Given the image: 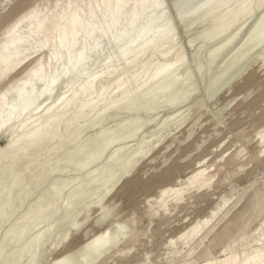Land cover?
Wrapping results in <instances>:
<instances>
[{"label":"bare ground","instance_id":"bare-ground-1","mask_svg":"<svg viewBox=\"0 0 264 264\" xmlns=\"http://www.w3.org/2000/svg\"><path fill=\"white\" fill-rule=\"evenodd\" d=\"M6 1V0H5ZM162 1H165V0H39V1H35V2H32V3H30L29 5H27V6H25V7H23V8H20L18 11H15L16 10V8L14 9V8H12L10 11L11 12H14L13 13V15L8 19V21H7V23H6V25H5V27H4V29L2 30V32H0V85L2 84V86H0V138H5V141H4V143H2L1 145H0V155L1 156H4V158H10V157H15V154L19 151V150H23V149H25L26 151H27V148H29V150H31L30 148L31 147H33L34 148V146H40L41 147V145L39 144V142H43V140L44 139H48L49 137H54V135L53 134H55V132H54V125H56L57 123H59V122H61L62 121V118H64L63 117V115L65 114V112H66V110H67V108L70 106V105H73V104H76V105H73V106H75L76 108V110L73 112V115H72V120L74 119V118H77V117H83V115L85 116V115H87L89 112H91L93 109H94V107L96 106V105H98V104H100L101 102H103L104 101V99H105V95H106V93H107V90L111 87H113V89L115 90V94H114V98H112V99H108L107 100V102L102 106V110L101 111H105V110H107V109H109L110 108V110L112 109L111 107H115L114 109H116V108H119V106L120 107H122V105L123 104H129V103H132V102H130V98L131 97H133L134 96V98L135 97H138V95H131V93L132 92H140L141 93V91L142 92H144V90L146 89V88H148L150 85H152L153 83H155V82H158V80H160L161 78L163 79V77H165V76H167V75H169L170 73L172 74V72H174V71H172L175 67H177V65H179L180 63H181V61H182V58H183V51L182 50H178V51H174V52H172V46H173V44H174V37L176 36V33H173L174 32V30L172 31V29H173V27L171 28V25H172V22L170 23L169 22V17L168 16H170V12L168 13L169 15L168 16H165V12H168L167 11V9H165V8H163L162 7V3H165V2H162ZM195 1V0H194ZM199 1V0H198ZM233 1H236V0H204V1H202V3L200 2V4L199 5H197V6H195V7H192L191 9H188V10H185L186 8H188V6L189 5H192L191 4V2H192V0H182V1H179V0H176V1H174V4H173V8H175V11H176V13H177V18L180 20V22H182V21H184L185 19L187 20V18L188 17H191V16H193L195 13H197L198 11H201V10H203L204 8H206V7H208L209 6V8H208V10L205 12V15L204 14H202L201 16L202 17H206V16H208L209 17V15H211V17H212V14H215V12H217V11H219V10H221L222 11V13H221V15H220V17L221 18H223V17H230L231 19H230V21L227 23H224V21H219L218 22V18H214L213 20H212V22H211V24H210V29L209 30H207L203 35H202V38H203V41L205 40H212V39H217L218 37H219V35H221V33H224L223 31H225L226 30V28L229 26L230 27V24L233 22V21H235L236 20V17L238 16V14H239V12H233V7L236 5H234L233 7H231L232 9L230 10V9H227L225 6L228 4V3H231V2H233ZM244 1H249V0H244ZM9 2V1H8ZM197 2V1H196ZM255 2V1H254ZM2 3L4 4V2L2 1ZM173 3V2H172ZM2 4V5H3ZM243 4H245V3H243ZM255 4V3H254ZM264 4V0H259V2H258V5H263ZM1 5V6H2ZM165 5H166V3H165ZM194 5H195V2H194ZM193 5V6H194ZM249 5H251V3L249 4ZM240 8V7H239ZM259 8H261V7H259ZM253 9V8H252ZM251 9V10H252ZM258 9V8H257ZM163 10H166L165 12L163 11ZM245 10V9H244ZM243 9H242V11H240V13L241 12H243L244 11ZM251 10L249 9V10H247L246 11V14H250L251 13ZM256 12H258V11H256ZM260 12V11H259ZM262 12H263V10H262ZM165 13V14H164ZM256 14V13H255ZM259 14V13H258ZM215 16V15H214ZM260 16H261V19L264 17V13L263 14H260ZM168 17V18H167ZM216 17V16H215ZM219 17V16H218ZM219 17V18H220ZM256 17V16H255ZM254 17V18H255ZM258 17V16H257ZM256 17V18H257ZM170 19H172L171 17H170ZM226 19V18H225ZM224 19V20H225ZM260 21V23H264V22H261V19L260 18H258ZM172 20H174V19H172ZM204 20V19H203ZM219 20H221V19H219ZM226 20H228V19H226ZM250 20H252L251 18H250ZM249 20V21H250ZM171 21V20H170ZM249 21H248V23H249ZM253 21V20H252ZM254 21H256V20H254ZM254 21L252 22L253 24H255L254 23ZM258 21V20H257ZM190 22H191V20H190ZM189 21H187V24H189L190 23ZM246 23H247V20H246ZM245 23V24H246ZM182 24H185L186 25V23H183L182 22ZM198 24V23H197ZM257 24V23H256ZM174 25V24H173ZM259 25V24H258ZM258 25H256L257 27H258ZM264 25V24H263ZM242 26V25H241ZM240 26V27H241ZM244 26V25H243ZM242 26V27H243ZM255 26V27H256ZM175 27V26H174ZM239 27V26H238ZM246 27V26H245ZM254 26H253V29L252 30H254V29H256ZM261 27V26H260ZM202 28V27H201ZM236 28V27H235ZM262 28V27H261ZM261 28L260 29H258V30H260L261 31ZM175 29V28H174ZM240 29H242V28H240ZM245 29V28H244ZM248 29V28H247ZM237 30V29H236ZM251 30V29H250ZM249 30V31H250ZM251 30V31H252ZM176 31V30H175ZM239 31V33H240V30H238ZM237 31V32H238ZM244 31V30H243ZM242 31V32H243ZM248 31V30H247ZM260 31H255V32H260ZM176 32H178V31H176ZM184 32H185V30H184ZM187 32H189V31H187ZM186 32V33H187ZM254 32V31H253ZM229 33V32H228ZM244 33H245V31L243 32V36H244ZM249 33H251V32H249ZM174 34H175V36H174ZM195 34H197V33H195ZM195 34H193V35H195ZM231 34V33H230ZM229 35V34H228ZM238 35V34H237ZM236 35V36H237ZM239 35H241V34H239ZM245 36H246V34H245ZM249 36H250V34H249ZM252 36H254L255 37V35H253V33H252ZM194 37V36H193ZM240 37V36H239ZM242 37V36H241ZM248 37V36H247ZM246 37V38H247ZM258 37H259V40L257 39H253V37H252V42H253V40H256V41H254L253 42V44H250V45H252L253 46V48H254V46H256L257 47V45H259L260 44V42H261V40L262 39H264V29H263V31L259 34L258 33ZM176 38V37H175ZM226 38V37H225ZM249 38V37H248ZM251 38V37H250ZM191 39V38H190ZM235 40V34L233 35V36H231V37H229V39H227V40H225L222 44H220L218 47H216V45H215V47H214V49H212V52H211V59H213L215 56H217L216 55V53L219 51L220 52V49H221V51H222V48L223 49H225V46L226 47H228L231 43L230 42H232V40ZM241 39V38H240ZM237 40H239V38L237 39ZM237 40H235V44H236V41ZM243 40H245V39H243ZM222 41H223V39H222ZM246 41H247V39H246ZM250 41H251V39H250ZM262 41H264V40H262ZM176 42H179V41H177V39H176ZM175 42V43H176ZM183 42V41H182ZM192 40H188V44L190 45V44H192ZM219 42V41H218ZM251 42V43H252ZM221 43V42H220ZM243 43V42H242ZM241 43V44H242ZM103 44H110L111 45V47H113L114 49H115V51L112 53V55L111 54H109L110 56H108V57H106V59H105V62H104V60H103V62L105 63V65H103L102 64V66H104L103 68H105V70L102 72V69L100 70L101 71V73L99 72V73H93V74H90V75H88V76H86V77H83L84 78V80L82 81V82H78L79 84L76 86V84H75V86L76 87H74V86H71L70 84V86L71 87H74V88H70V87H67V89H71L70 91H66L67 93H69V94H66V92H62V94L61 95H59V93L56 91V90H58L57 88H60V87H58L59 86V84L60 83H62V81L64 82V80H70L72 77H74L75 75H77V76H83V73L88 69L87 67L89 66V65H91V63H92V61H93V59H95V58H97L98 57V55H99V53L101 52V49L103 50V48H102V45ZM181 44V43H180ZM187 44V45H188ZM217 44V43H216ZM241 44L239 45L240 46V51H243V52H248V50L250 51V50H252V49H248V50H246V51H244V48H243V50H242V46H241ZM248 44H249V41H248ZM165 45H167L166 46V48H164V46ZM182 45V44H181ZM195 45H197V44H195ZM233 45V44H232ZM246 45H247V43H246ZM245 45V46H246ZM249 45V46H250ZM177 46V45H176ZM248 46V45H247ZM248 46V47H249ZM252 46H250L251 48H252ZM103 47H104V50H105V47L106 46H104L103 45ZM178 48L180 47L179 45L177 46ZM211 46H209L208 48H210ZM232 46H230V48H231ZM244 47V46H243ZM249 47V48H250ZM255 47V48H256ZM174 48H175V46H174ZM180 48H183V47H180ZM213 48V47H212ZM229 48V47H228ZM235 48V47H234ZM233 48V49H234ZM239 48V47H238ZM246 49H247V47H245ZM255 48L253 49V51L255 50ZM113 49V50H114ZM177 49V48H176ZM232 49V48H231ZM208 50V49H207ZM210 50V49H209ZM227 50V49H226ZM229 50V49H228ZM238 50V49H237ZM257 51V50H256ZM255 51V52H256ZM210 52V51H209ZM235 54L237 53V52H239V51H233ZM231 53L232 55L234 54V53ZM101 53H103V52H101ZM111 53V52H110ZM158 53V55L161 57V61H158V63H156V64H152V57L155 55V54H157ZM226 53H228L229 54V51H227ZM250 53V52H249ZM252 53V52H251ZM254 53V52H253ZM241 54V53H240ZM148 56L149 57V60H146L145 62H144V59H142L143 61H138V59L139 58H142L143 56ZM188 55V54H187ZM222 55H224V54H222ZM221 55V56H222ZM230 55V54H229ZM231 55V56H232ZM239 55V54H238ZM237 55V56H238ZM241 55H243V54H241ZM255 55V54H254ZM234 56V55H233ZM236 56V55H235ZM234 56V57H235ZM237 56H236V58H237ZM240 56V55H239ZM244 56H248L247 55V53H246V55H243L242 57L244 58ZM185 57H186V55H185ZM224 57V56H223ZM229 58H230V56H228ZM227 57V59H229ZM260 58L261 59V63H262V65H264V43L262 44V45H260L259 47H258V52H257V56L256 57H253V56H249L247 59H244V61L241 59V57H240V59H237L236 60V58L234 59L235 61V63L234 64H231V65H235V64H237L235 67H233L232 68V66H229V67H231V68H225V69H221L220 70V73H216L215 75H214V73H213V75L211 74V73H209V74H211V75H209V76H207L206 78H204L202 81H203V83L205 84V86H206V90L204 91V99L206 98L207 100H212L213 98H215L217 95H219L225 88H228L229 87V89H233L234 87V84H236V83H238V80L245 74V72L248 70V67H249V59L251 58V60L252 59H254V58ZM145 58V57H144ZM191 58H192V55H191ZM226 58V57H225ZM185 59V58H184ZM198 59V58H197ZM211 59H208V60H210V61H212ZM219 59H221V58H219ZM224 59V58H223ZM233 59H232V62H231V58L229 59V60H225L224 61V64H225V62L227 61V63H229V62H231V63H233ZM114 60H117V61H119L117 64V66H119V63H124V67H126V68H128V67H130V66H134V65H137V67H138V69H137V73L136 74H134V75H132L131 74V76H129V77H125L124 79H121L120 78V75L121 74H115V75H113L111 78L109 77L110 75H112L113 73H115L114 71V69H110L109 67L111 66V62L112 63H114V64H116L115 62H114ZM120 60H122V62H120ZM193 60V59H192ZM240 60H242V62H240ZM185 61V60H184ZM194 61V60H193ZM102 62V63H103ZM206 62V61H205ZM194 63V62H193ZM210 63V62H209ZM222 63V62H221ZM221 63H220V65H221ZM182 64V63H181ZM186 64V63H185ZM185 64H183V65H185ZM192 64V63H191ZM198 64V63H197ZM201 64V63H200ZM203 64V63H202ZM217 64V63H216ZM223 64V63H222ZM223 64V65H224ZM113 65V64H112ZM183 65H182V67H183ZM187 65V64H186ZM193 65V64H192ZM191 65V66H192ZM209 65V64H208ZM208 65H206V67L208 66ZM228 65V64H227ZM230 65V64H229ZM116 66V67H117ZM190 66V65H189ZM201 66H204V65H201ZM219 66V65H218ZM217 66V67H218ZM123 67V68H124ZM151 67V70H149L148 71V69ZM186 67H188V65L186 66ZM186 67H184V72L187 74V71H189V70H186ZM194 67V66H193ZM205 67V66H204ZM204 67H202V68H204ZM206 67H205V69H206ZM215 67V66H214ZM214 67L212 68V69H214ZM224 67V66H223ZM112 68V67H111ZM180 68V67H179ZM188 68H190V67H188ZM195 68V67H194ZM201 68V67H200ZM199 68V69H200ZM210 68V67H209ZM219 68H220V66H219ZM125 69V68H124ZM191 69V68H190ZM199 69H197V70H195V71H197L198 72V70ZM211 69V68H210ZM211 69V70H212ZM260 69V68H259ZM117 70H119V69H117ZM174 70H176V71H179V72H182V71H180L179 69L177 70V69H174ZM181 70H183V69H181ZM120 71V70H119ZM128 71V70H127ZM175 71V72H176ZM194 71V72H195ZM200 71V70H199ZM202 71H203V69H202ZM259 71V70H258ZM122 72V71H121ZM120 72V73H121ZM179 72L177 73V74H179ZM204 72H205V70H204ZM263 72V71H262ZM19 74V75H21V77H19V78H15L14 80H11V81H6V79L7 78H9L10 76H12V75H14V74ZM123 73H124V71H123ZM185 73H182L183 74V76H184V74ZM200 73H201V71H200ZM200 73H199V75H198V73H197V75L198 76H201L200 75ZM207 73H208V70H207ZM264 73V72H263ZM102 74H104L105 76H108V80H105V81H102L103 79H102V76H104V75H102ZM127 75H128V73H126ZM170 74V75H171ZM181 74V73H180ZM191 74H192V72H191ZM191 74H189L188 73V75H191ZM260 74H262V73H260ZM102 75V76H101ZM127 75H125V76H127ZM174 75V74H173ZM195 75V74H194ZM203 75H205V74H203ZM123 76V75H122ZM179 76V75H178ZM181 76V75H180ZM179 76V77H180ZM183 76H181L182 78H183ZM186 76V75H185ZM178 77V78H179ZM188 77H191L190 79H192V78H194V77H192V76H186L185 77V79L186 78H188ZM142 78H144L142 81H140L139 83H137L140 79H142ZM200 78V77H199ZM164 79H166V77L164 78ZM163 79V83H164V80ZM185 79H177V77L176 78H174V76L173 77H169V80H168V82H167V84L166 83H164L165 85L159 90V92H157V93H164L165 95L167 94V92H166V90L168 91V89L170 88V86L172 85H174V83L177 81V83H178V81H183V80H185ZM189 79V78H188ZM190 79H189V82H190ZM194 80H195V78H194ZM80 81V80H79ZM180 81V83L181 84H183V87L187 84L188 85V83H186V82H184L185 83V85H184V83L183 82H181ZM186 81V80H185ZM193 81V80H192ZM191 81V82H192ZM197 81H198V79H197ZM98 82V88L96 89L95 87H96V83ZM187 82H188V80H187ZM263 82V81H262ZM66 83V82H65ZM65 83H63V85L65 84ZM68 83V82H67ZM71 83V82H70ZM176 83V84H177ZM194 83V82H193ZM193 83H190L191 85H193ZM196 83V82H195ZM129 84H135V86L134 87H132V89H129L128 88V86L127 85ZM202 84V83H201ZM256 84V83H255ZM154 85H158V84H154ZM160 85H161V83H160ZM180 84L178 83V86H179ZM187 85H186V87H187ZM203 85V84H202ZM60 86H62V84H60ZM68 86V85H67ZM177 86V85H176ZM175 86V87H176ZM189 86V85H188ZM194 86V85H193ZM57 87V88H56ZM152 87H153V89H155L154 88V86L152 85ZM183 87L181 86V89H183ZM185 87V88H186ZM190 87V86H189ZM192 87V86H191ZM190 87V88H191ZM195 87H196V85H195ZM199 87V86H198ZM56 88V89H55ZM63 88V87H62ZM151 88V87H150ZM178 88V87H177ZM180 88V87H179ZM179 88L177 89L178 91H179ZM190 88H186V90L188 89H190ZM249 88H251V87H249ZM61 89V88H60ZM96 89V90H95ZM153 89H151V90H153ZM159 89V88H158ZM171 89H172V87H171ZM170 89V91H172L173 89H176V88H174V86H173V89L171 90ZM180 89V90H181ZM197 89V88H196ZM55 90V91H54ZM113 90V91H114ZM185 89H183V91H184ZM191 90V89H190ZM203 90V89H202ZM61 91V90H60ZM63 91H65L64 89H63ZM146 91V90H145ZM148 91V90H147ZM170 91H169V93H170ZM196 91V90H195ZM200 91V90H199ZM229 91V90H228ZM53 92H57L58 93V97L55 99V100H52L51 102H50V98H52V95H53ZM173 92H174V90H173ZM181 92H182V90H181ZM186 92V91H185ZM185 92H183V95L185 96H187L191 91H189L188 93H185ZM192 92H193V87H192ZM198 92V91H197ZM264 92V91H263ZM152 93V92H151ZM151 93H149V95L151 94ZM168 93V94H169ZM176 93V92H175ZM175 93H173L172 95H174ZM178 93V92H177ZM249 93H251V91L249 92ZM55 94V93H54ZM153 94V93H152ZM152 94L150 95V96H152ZM194 94V93H193ZM229 94V93H228ZM141 95H143V94H141ZM140 95V96H141ZM155 95H157V94H155ZM159 95V94H158ZM162 95V94H161ZM171 95V94H170ZM169 95V96H170ZM177 95H182V94H180V91H179V93L177 94ZM197 95V94H196ZM227 95V94H226ZM56 96V95H55ZM139 96V97H140ZM144 96V95H143ZM163 96V95H162ZM168 96V95H167ZM186 96H185V98H186ZM233 96V95H232ZM242 96H243V94H242ZM138 97V98H139ZM148 97V96H147ZM159 98L161 97L160 95L158 96ZM164 98H165V96H163ZM163 97L162 98H160V100H163ZM172 96H170L169 98H170V101H171V103H172V101L174 102V100L176 101V98H174L173 97V99L171 98ZM175 97H178L179 98V96H176L175 95ZM181 97V96H180ZM191 97V96H190ZM227 97V96H226ZM235 97V96H234ZM237 97V96H236ZM142 98V97H141ZM151 98V97H150ZM153 98H154V96H153ZM153 98H152V100H153ZM168 98V97H167ZM182 98V97H181ZM184 98V97H183ZM187 98H189V95H188V97ZM187 98H186V100H187ZM238 98H239V96H238ZM237 98V99H238ZM241 98V97H240ZM132 100H133V98H131ZM144 99H146L145 97H144ZM190 99V98H189ZM200 99V98H199ZM206 99H205V101H206ZM246 99V98H245ZM49 100V102L47 103V101ZM131 100V101H132ZM137 100V99H136ZM139 101H142L141 99H138ZM165 100H166V98H165ZM169 99H167L166 101H168ZM178 100V99H177ZM181 100V99H180ZM182 100H185V99H182ZM202 100V99H201ZM200 100V102L198 103V104H200L202 101ZM228 100V99H227ZM233 100V99H232ZM134 101V100H133ZM144 101V100H143ZM148 101H149V98H148ZM147 100L145 101V102H147L148 103V105L147 104H144L143 105V103H142V105L143 106H145V105H147V106H151V105H149V102H148ZM157 101H159L158 99H157ZM179 101V100H178ZM178 101H176V102H178ZM198 101V100H197ZM204 101V102H205ZM127 102H129V103H127ZM136 102V101H135ZM153 102V101H152ZM182 102V101H181ZM188 102V101H187ZM225 102V101H224ZM232 102V101H231ZM234 102V101H233ZM248 102V101H247ZM252 103H253V101H251ZM256 102H258V100H256ZM255 102V103H256ZM137 103V102H136ZM135 103V104H136ZM141 103V102H140ZM140 103H139V105H140ZM155 103H156V101H155ZM155 103L154 104H152V105H154L155 106ZM159 103H162V102H160L159 101ZM159 103L157 104L158 106H159ZM164 104H165V106L166 105H168V104H170L169 103V101L167 102V104H166V102H163ZM217 103H218V101H217ZM222 103V102H221ZM226 103V102H225ZM260 103V102H259ZM135 104H133L134 106H135ZM164 104L162 105L161 104V106H163V107H165L164 106ZM173 104V103H172ZM174 104H175V102H174ZM173 104V106H175ZM181 104V103H180ZM186 104V103H185ZM214 104V103H213ZM227 104V103H226ZM228 104H229V102H228ZM238 104V103H237ZM250 104V103H249ZM254 104V103H253ZM126 105V106H127ZM137 105H138V103H137ZM141 105V106H142ZM156 105V106H157ZM179 105V104H178ZM183 105V104H182ZM181 105V106H182ZM201 105H203V104H201ZM221 105V104H220ZM244 105V104H243ZM248 105V104H247ZM259 105V104H258ZM117 106V107H116ZM147 106H145V107H147ZM155 106V107H156ZM160 106V107H161ZM169 107H170V105H168ZM191 106H193V104L191 105ZM213 106V105H212ZM216 106V105H215ZM214 106V107H215ZM223 106V105H222ZM224 106H226V105H224ZM236 106V105H235ZM246 106V105H245ZM256 105H254V107H255ZM99 107V106H98ZM97 107V108H98ZM123 107H124V105H123ZM128 107H130V106H128ZM135 107H137V106H135ZM155 107H150V108H153V110H157L158 108H155ZM159 107V111H162L163 112V110H161V108ZM172 107V106H171ZM179 107V106H178ZM199 107V106H198ZM254 107H252V108H254ZM72 108V107H71ZM142 108V107H141ZM140 108V109H141ZM168 108V107H167ZM175 108H177V107H175ZM189 108V107H188ZM191 108V107H190ZM202 108H204V106L203 107H201V110H202ZM206 108V107H205ZM221 108V107H220ZM233 108V107H232ZM243 108V107H242ZM136 109H138V107L136 108ZM144 109V108H143ZM163 109V108H162ZM166 109V108H165ZM171 109H173V108H171ZM170 109V110H171ZM178 109V108H177ZM208 109H210V108H208ZM218 109V108H217ZM224 109H226V108H224ZM233 109H235V107L233 108ZM69 110V109H68ZM74 110V109H73ZM73 110H71V111H73ZM128 110V109H127ZM125 111L126 113L129 111ZM133 110V109H132ZM169 110V109H168ZM167 110V111H168ZM169 110V111H170ZM174 110V109H173ZM185 110H187V108H185ZM185 110H182V111H185ZM219 110V109H218ZM223 110V109H222ZM95 111H97V109L95 110ZM112 111V110H111ZM115 111V110H114ZM113 111V113H115ZM117 111V110H116ZM118 111H120V110H118ZM122 111V110H121ZM124 111V110H123ZM122 111V112H123ZM141 111V110H140ZM139 111V112H140ZM144 111V110H143ZM142 111V112H143ZM158 111V110H157ZM188 111V110H187ZM189 111H190V109H189ZM207 111V110H206ZM211 110H209V112H210ZM228 111H230V109L228 110ZM227 111V112H228ZM235 111H237V110H235ZM122 112H120V113H122ZM131 112V111H130ZM130 112H128V113H130ZM151 112H152V110L150 109V113L148 114V115H150V116H152L151 115ZM180 112H181V110H180ZM208 112V113H209ZM223 112V111H222ZM234 112V111H233ZM92 113V112H91ZM97 113V112H96ZM95 113V114H96ZM100 113V112H99ZM124 113V112H123ZM122 113V114H123ZM127 113V114H128ZM133 113H135V111L133 112L132 111V114ZM137 113V112H136ZM146 113H148L147 111H146ZM157 113V112H156ZM160 113V112H159ZM166 113V112H165ZM186 113V112H185ZM188 113V112H187ZM191 113V112H190ZM198 113V112H197ZM206 112H204V114H205ZM218 113V112H217ZM224 113V112H223ZM69 114V113H68ZM105 114H106V112H105ZM105 114H102L103 116L105 115ZM119 114V113H118ZM143 115L145 114V113H142ZM175 114H177L178 115V112L177 113H174V114H172V115H175ZM182 114V113H181ZM180 113H179V115L178 116H180L181 115ZM211 114V113H210ZM226 114V113H225ZM231 114H232V112H231ZM89 115V114H88ZM88 115H87V117H88ZM111 115V114H110ZM113 115V114H112ZM129 115H131V114H129ZM139 115H140V113H139ZM155 115V114H154ZM159 116H160V114H158ZM157 115V118H159V116ZM171 115V117H173ZM176 115V116H177ZM189 115V114H188ZM217 115H219V114H217ZM228 115H229V112H228ZM237 115V116H236ZM235 116L236 117H232V119H230L228 122H225V124H222L220 121L222 120H220V121H217V122H219L218 124H222V125H219L218 126V129L222 132V134L224 135V136H227L228 134H230V135H234V136H237V134H242V132L245 130V129H247V128H249L250 127V125H251V122H250V117L253 115V111H250V109H248V108H244V109H241L240 110V112H238L237 114H236ZM93 116V115H92ZM96 116V115H95ZM94 116V117H95ZM99 116H101V115H99ZM103 116H101L100 118H102ZM115 116H116V113H115ZM114 116V117H115ZM118 116V115H117ZM125 116V115H124ZM167 116V115H166ZM176 116H175V118H176ZM182 116H184V114L182 115ZM197 116V115H196ZM200 116H202V115H200ZM94 117H93V119H94ZM109 117V116H108ZM126 117V116H125ZM125 117H123V118H125ZM132 117V116H131ZM136 117H138L139 118V116H137L136 115ZM141 117V116H140ZM162 117V116H161ZM169 117V115L166 117V118H168ZM187 117V116H186ZM203 117V116H202ZM201 117V118H202ZM212 117H213V115H212ZM211 117V118H212ZM214 117H215V115H214ZM213 117V119H216V118H214ZM217 117V116H216ZM221 117V116H220ZM230 117V116H229ZM42 118V120L41 121H39L40 119ZM88 118H90V117H88ZM96 118H98V117H96ZM105 118H106V116L104 117V121H105ZM111 118V117H110ZM110 118H108V119H110ZM112 118H113V116H112ZM120 118V117H119ZM122 118V117H121ZM122 118V119H123ZM130 118V117H129ZM135 117H134V114H133V119H134ZM138 118H137V120H138ZM157 118H155V116L153 117V119H157ZM166 118L164 119V118H162V119H164L165 120V122L166 121H168V119L166 120ZM197 118V117H196ZM210 118V119H211ZM218 118H219V116H218ZM224 118H225V116H224ZM223 118V119H224ZM255 118H257V117H255ZM254 118V119H255ZM78 119V118H77ZM103 119V118H102ZM101 119V120H102ZM107 119V118H106ZM115 119H117V118H115ZM114 119V120H115ZM127 120H129L128 118H126ZM122 120L123 122L124 121H127V120ZM133 119H132V121H133ZM140 119H142V117L140 118ZM150 119V118H149ZM152 119V120H153ZM173 119H174V117H173ZM177 119H181L180 117L179 118H177ZM184 119V118H183ZM182 119V120H183ZM186 119V118H185ZM184 119V120H185ZM192 119V118H191ZM199 119V118H198ZM198 119H196V120H198ZM209 119V120H210ZM85 120V119H84ZM98 120V119H97ZM96 120V121H97ZM100 120V119H99ZM101 120H100V122H101ZM111 120V119H110ZM119 120V119H118ZM130 120H131V118H130ZM143 120V119H142ZM141 120V121H142ZM147 120V119H146ZM145 120V121H146ZM151 120V119H150ZM150 120H147L146 121V123L144 122V123H142L143 125H139V124H137V126L136 125H134V124H136L134 121H136V120H134L132 123H134V124H132V125H129L130 124V121H129V123H128V121L127 122H125L126 124V127H130V126H132L133 127V125H134V128H136V127H138V125L139 126H142V127H138V128H140V129H138V128H136V129H134V128H132V130H133V132H132V130L130 131L129 129H131V128H127L130 132H132V133H129L130 135H133V133H137L138 134V132H140V131H138V130H141L142 128H145L146 126H144V125H150L151 123H148V121H150ZM152 120L150 121V122H152ZM158 120V119H157ZM170 120H172V119H170ZM169 120V121H170ZM181 120V121H182ZM190 120V119H189ZM208 120V121H209ZM224 120H226V119H224ZM224 120H222V121H224ZM39 121V122H38ZM67 121V120H66ZM94 121V120H93ZM93 121L92 122H90L91 124L93 123ZM102 122V123H100V124H102V125H104L105 124V122ZM140 121V120H139ZM139 121H137V122H139ZM141 121L139 122L140 124H141ZM144 121V120H143ZM142 121V122H143ZM156 121V120H155ZM155 121H154V123H155ZM174 121V123L176 122L175 121V119L173 120ZM211 121V120H210ZM120 122H121V120H120ZM122 122V123H123ZM171 122V121H170ZM170 122H168V123H170ZM192 122H194V121H192ZM198 122V121H197ZM197 122H195L194 124H196ZM207 122V121H206ZM205 122V123H206ZM252 122H253V120H252ZM78 123V122H77ZM80 123V122H79ZM87 123V122H86ZM86 123L84 124V122H83V124H84V126L83 127H79V126H77L78 128H82L83 130L85 129L84 127L86 126ZM90 123H88V124H90ZM97 123H98V121H97ZM98 123V124H99ZM107 123V122H106ZM117 123V122H116ZM118 123H119V121H118ZM160 123V122H159ZM161 123H163V122H161ZM167 122H166V125L168 124ZM178 123H180V121L179 122H177L176 124H178ZM182 123V122H181ZM181 123L178 125V126H180L181 125ZM204 123V124H205ZM207 123H209V122H207ZM207 123H206V125H207ZM91 124H90V126H91ZM96 124V123H95ZM94 124V125H95ZM127 124H128V126H127ZM156 124V123H155ZM158 124V123H157ZM170 124H173V122H171ZM170 124H168V125H170ZM186 124V123H185ZM184 124V125H185ZM203 124V125H204ZM59 125V124H58ZM61 125V124H60ZM65 125H67L68 126V124H65ZM76 125H78V124H76ZM80 125V124H79ZM93 125V126H94ZM109 125H111V124H109ZM113 125V124H112ZM114 125H115V123H114ZM113 125V127H115L116 129H118L119 127H116V126H114ZM122 125V126H121ZM120 125V123L119 124H117V126H121V128L122 127H124L123 125H124V123L123 124H121ZM159 125V124H158ZM157 125V126H158ZM190 125V124H189ZM191 125H192V123H191ZM201 125V124H200ZM199 125V126H200ZM80 126H82V124L80 125ZM88 126V125H87ZM93 126H92V128H93ZM97 126V125H96ZM144 126V127H143ZM159 126H161V125H159ZM175 126V125H174ZM178 126H176V128L178 127ZM193 127H196V126H194V125H192ZM213 126H215L214 124H213ZM57 127V126H56ZM108 127V126H107ZM106 127V128H107ZM110 127V126H109ZM109 127L107 128V129H109ZM126 127L122 130V131H124L125 130V132H127V129H126ZM163 127H164V125H163ZM190 128H191V126H189ZM192 127V128H193ZM203 127V126H202ZM207 127V126H206ZM216 127V126H215ZM78 128H77V132H78ZM91 127H90V129H92ZM97 128H101V127H98L97 126ZM104 128V127H103ZM106 128H104V129H106ZM156 128V127H155ZM157 128H159L160 129V127H157ZM157 128H156V131H157ZM161 128H162V126H161ZM181 128V127H180ZM192 128H191V130H192ZM198 129H199V127H197ZM66 129V128H65ZM76 129V128H75ZM75 129H73L74 131H75ZM94 129V128H93ZM92 129V130H93ZM107 129H106V131H107ZM165 129V128H164ZM187 129V128H186ZM198 129H196L195 128V131L197 130L198 131ZM200 129H201V127H200ZM211 129V128H210ZM216 129V128H215ZM59 130V129H58ZM68 130V129H67ZM72 130V131H73ZM86 130H88V129H86ZM86 130H84V131H86ZM100 130V129H99ZM112 130H114L113 128H112ZM121 129H119V131H120ZM143 130V129H142ZM145 130V129H144ZM166 130V129H165ZM164 130V131H165ZM174 130V129H173ZM178 130V129H177ZM190 130V131H191ZM253 130L255 131V136L257 137V140H258V142H259V144L263 147L262 148V152L264 153V114H263V118H262V120L253 128ZM73 131V132H74ZM81 131V130H80ZM79 131V132H80ZM83 131V132H84ZM89 131V130H88ZM102 131V129L100 130V131H98V132H101ZM105 131V132H106ZM119 131H115V132H119ZM119 132L120 133V135H121V133L123 134L124 132ZM137 131V132H136ZM155 131V130H154ZM159 131V130H158ZM163 131V132H164ZM184 131H187V130H184ZM189 131V130H188ZM213 131H215L214 129H213ZM103 132V135H105L104 134V131H102ZM107 132H109V130L107 131ZM106 132V133H107ZM112 132H114V131H111V132H109L110 134H111V136H112V134H114V133H112ZM142 132V131H141ZM151 132H152V130H151ZM162 132V131H161ZM175 132H176V129H175ZM193 131H191V133H192ZM202 132H205L204 130L202 131ZM80 133H82V132H80ZM86 133V132H85ZM97 132H95V134H96ZM118 133V134H119ZM128 133H125L126 135L128 134ZM187 133V132H186ZM189 133V135H191V137L194 135V133ZM218 133V132H217ZM61 134V133H60ZM67 134V133H66ZM65 134V135H66ZM71 134V133H70ZM74 134V133H73ZM73 134H72V136H73ZM90 134V133H89ZM93 135V136H95V138H96V136L97 135ZM99 136L102 134H99V133H97ZM108 134V133H107ZM106 134V135H107ZM116 134V133H115ZM114 134V135H115ZM118 134H116V136H114V139H115V137L116 138H118L119 137V135ZM136 134V135H137ZM147 134V133H146ZM146 134H145V136H146ZM153 134V133H152ZM167 134V133H166ZM166 134H164V135H166ZM182 134V133H181ZM203 134V133H202ZM75 135H77V134H75ZM74 135V137H76ZM80 135V134H79ZM82 135V134H81ZM118 135V136H117ZM135 135V136H136ZM147 135H149V134H147ZM163 135V136H164ZM168 135V134H167ZM172 135H173V133H172ZM208 135V134H207ZM215 135V134H214ZM217 135V134H216ZM70 136V137H69ZM68 136V140H70V138H71V135H69ZM92 136V135H91ZM99 136H97V137H99ZM102 136V135H101ZM108 136H110L109 134L107 135V138H109ZM123 136V135H122ZM128 136V135H127ZM125 137V136H123V137H121V140H119L120 138H118V139H116V140H119V141H123V139L125 140L126 138L128 139V137ZM134 136V135H133ZM138 136V135H137ZM141 136H144V134H142ZM150 136V135H149ZM159 137V138H156V137ZM162 136V135H161ZM170 136V135H169ZM181 136V135H180ZM200 136V135H199ZM202 136V135H201ZM218 136V135H217ZM219 136H220V134H219ZM56 137V136H55ZM62 137V136H61ZM73 137V138H74ZM88 137H90V136H88ZM87 137V138H88ZM104 137V136H103ZM103 137H101V138H103ZM130 137H132V136H130ZM129 137V138H130ZM153 137V136H152ZM152 137L150 136V137H148L149 139H147L146 141H150L149 142V146H148V148L146 149V148H144L143 150L144 151H141V152H137V153H134V155L132 156L131 154V156H132V158L130 159V157H127L129 160L125 163V164H123L124 165V167H123V169H122V171H121V173L118 175V176H115V171H114V176L116 177L113 181H112V183L109 185V186H107L108 184H109V182H111V180L112 179H110V181L108 180L107 181V183L108 184H106L105 183V185H102V186H105V188H104V190L98 195V197L96 198V196H95V194L93 193V192H91L92 190H93V188H94V190H98V192L100 191V190H102L99 186H97L96 188H100V190L99 189H95V187H93V185H92V189H91V193H93L92 195H94V197L96 198L94 201H92L91 203H89V205L87 204V207L88 208H84L85 210H90V209H94L93 211H94V213L95 214H97V218L95 219V221H94V223H96V227H97V229L96 230H94V231H92V233L91 234H89V235H87L84 239H82V240H80V241H78L74 246H71V247H68V248H65V249H62V246H63V243L69 238V236L72 234V232H74V231H78L79 230V228L82 226V224L87 220V218L88 217H85L81 222H77L76 221V219H72V221L67 225V227L65 228V229H63L62 230V232H61V234H59V236L58 237H60V238H58V239H56V241H54L53 243H52V246H50V251H48L49 253H51V251H56V250H58L54 255H53V257L50 259V262L48 263V264H264V178L262 179V180H260V181H256V179H255V181L254 180H252V181H254L253 182V184L254 185H252L253 186V188H252V190L250 191V193H249V195H247V197L243 200V202L238 206V208L237 209H235L228 217H225L226 216V214H227V212L226 213H224L223 214V212H222V214L220 213V210L222 211V210H224V209H221V206L218 204V205H216L215 206V208H212L211 210H210V212H209V214L208 215H206V216H204V217H202V218H200V219H197L196 221H192V222H189V223H184V224H182L181 226H180V228H179V233H178V235L177 236H175V237H172V238H168V240L167 241H164L165 242V245H167V246H172V247H174V245L173 244H175L177 241L178 242H181V243H184L183 245H185V244H187L190 240H193L194 238H196V236L198 237V238H196L193 242H192V244H194L195 243V241L198 239V241L194 244L195 246L196 245H199L200 243L202 244V242H204L205 241V244L197 251V253H195V255L192 257V259L190 260V259H188L187 257L190 255V252L188 251L189 249H188V246H186L187 247V251L186 252H184V253H182L181 252V250H172V252H171V255L169 256L168 255V257L167 258H162V257H158L159 259H153V260H150L149 259V255L147 254V252H145L148 248H146V246L145 245H147V243L146 244H143L145 247L144 248H140L141 246H140V244H141V241L139 240V238H138V235L136 234V233H133L132 231H131V229L130 228H128V226H127V221H122V220H119V219H109L108 218V216H109V211H107L108 209V205H105L104 204V199L108 196V195H110V193L117 187V185L121 182V181H123V179H125L128 175H129V173H130V171L132 170V168L136 165V164H138L137 162L141 159V158H143V157H145V156H147L152 150H153V148H156L157 146H158V144L157 143H159L160 141H161V139H160V134L159 135H156V136H154V138H155V140L152 142L151 140H150V138L152 139ZM174 137H175V135H174ZM179 137V136H178ZM177 137V138H178ZM228 137V136H227ZM78 138H80V136L78 137L77 136V138H76V140H78ZM86 138V136L84 137V139ZM91 138V137H90ZM94 138V139H95ZM112 138L113 137H111V140H112ZM123 138V139H122ZM135 138V137H134ZM141 138V137H140ZM143 138H145V137H143ZM162 138V137H161ZM176 138V139H177ZM186 137H184V139H185ZM207 138V137H206ZM218 138V137H217ZM75 139V138H74ZM83 139V141L85 142V140ZM113 139V140H114ZM132 139H133V137H132ZM136 139H137V141H138V138L136 137ZM142 139V138H141ZM140 139V140H141ZM173 139V138H172ZM175 139V140H176ZM188 139V138H187ZM190 139V138H189ZM198 139V138H197ZM203 139V138H202ZM212 139V138H211ZM238 139V138H237ZM242 139H243V137H242ZM241 139V140H242ZM60 140V139H59ZM65 140V139H64ZM68 140H65L66 141V143H67V141ZM75 140V141H76ZM82 140V139H81ZM90 140V139H89ZM93 140V139H92ZM97 140V139H96ZM100 140H103V141H105L106 143H103L104 145L103 146H101L100 145V147H103V148H99L100 150H102V149H106V147L109 145V144H113V142H116L115 140L112 142V141H110V142H107L104 138L103 139H100ZM129 140V139H128ZM127 140V141H128ZM133 140H135V139H133ZM140 140H139V142H140ZM198 140H200V139H198ZM197 140V141H198ZM221 140V139H220ZM225 140V139H224ZM45 141H47V140H45ZM65 141H63L62 142V145L64 146L65 145ZM73 141V140H72ZM72 141H69V143L71 142V143H73ZM87 142H88V140H86ZM119 141H117V142H119ZM127 141H123V142H127ZM130 141H131V138H130ZM190 141V140H189ZM196 141V140H195ZM222 141V140H221ZM226 141H227V139H226ZM247 141V140H246ZM92 142V141H91ZM97 142V141H96ZM101 142V141H100ZM138 142V143H139ZM144 141H141V144L143 143ZM152 142V143H151ZM174 142V140L172 141V143ZM179 142H181V140L179 141ZM193 142V141H192ZM192 142L190 143V144H192ZM199 142V141H198ZM210 142V141H209ZM218 142V141H217ZM242 142H245V141H242ZM57 143V142H56ZM64 143V144H63ZM76 143V142H75ZM74 143V144H75ZM79 143H80V141H79ZM82 143V142H81ZM90 142H88V144H89ZM98 144H100L99 142H97ZM101 143V144H102ZM122 143V142H121ZM135 143V142H134ZM133 143V144H134ZM147 142H145V144H146ZM181 143H183V142H181ZM180 143V144H181ZM194 143V142H193ZM200 143V142H199ZM222 143H224V142H222ZM222 143H220V146L222 145ZM49 144V143H48ZM47 144V145H48ZM54 144V143H53ZM59 144V143H58ZM61 144V143H60ZM82 144H84V143H82ZM87 144V145H88ZM92 143H90L89 145H91ZM93 144H95L94 142H93ZM116 144H118V143H116ZM148 144V143H147ZM161 144V143H160ZM186 144V143H185ZM244 144V143H243ZM46 145V144H45ZM46 145V146H47ZM56 145V144H55ZM67 145H69L70 146V144H67ZM79 145V144H78ZM78 145H75L76 146V148L74 149L73 147V149L75 150V151H77L76 149H77V147L79 148L80 146H81V148L83 149V147H82V145H80V146H78ZM85 146H86V142H85V144H84ZM120 145V144H119ZM126 145V144H125ZM124 145V146H125ZM128 145V144H127ZM127 145H126V148H128V149H132L133 147H132V143H131V147L129 148V147H127ZM137 145V143L135 144V146ZM173 145H174V143H173ZM173 145H169V146H173ZM193 145V144H192ZM192 145L190 146V147H192ZM206 145V144H205ZM219 145V144H218ZM247 145V144H246ZM84 146V147H85ZM92 146V145H91ZM96 146V145H95ZM99 146V145H98ZM123 146V147H124ZM143 146L145 147L146 145H144V143L142 144V146H140L139 148H143ZM40 147H38V148H36L35 150H37V149H39ZM54 147V146H53ZM52 147V148H53ZM56 147V146H55ZM59 147H61V145H59ZM71 147V146H70ZM88 147V146H87ZM110 147V146H109ZM112 147V146H111ZM118 147V146H117ZM116 147V148H117ZM167 147V146H166ZM165 147V148H166ZM178 147V146H177ZM45 148V147H44ZM51 148V149H52ZM62 148V147H61ZM90 148H92V147H90ZM97 148V147H96ZM97 148V149H98ZM114 149V152H115V150L117 151V150H120V152H123V151H121L123 148L121 147V149L120 148H117V149ZM138 148V149H139ZM215 148V147H214ZM42 149V148H41ZM41 149H39V151L41 150ZM50 149V148H49ZM57 149H59V148H57ZM56 148H55V150H57ZM85 149H87L88 150V148H84V150ZM94 147H93V149H91V150H93L94 151ZM104 149V150H105ZM124 149H125V147H124ZM136 150L135 151H137V147L135 148ZM146 149V150H145ZM177 149V148H176ZM188 149V148H187ZM218 149H219V147H218ZM218 149H216V150H218ZM24 150V151H25ZM43 150V149H42ZM46 150V149H45ZM54 150V151H55ZM68 150H70V149H68ZM68 150H64L65 151V153L68 151ZM74 150H73V152H74ZM83 150V151H84ZM96 150V149H95ZM127 150V149H126ZM139 150H142V149H139ZM186 150V149H185ZM193 150V149H192ZM232 150V149H231ZM23 151V152H24ZM32 151V150H31ZM34 151V150H33ZM44 151V150H43ZM50 151V150H49ZM53 150H52V152H54ZM83 151H81L80 152V149H79V153H83ZM86 151V150H85ZM84 151V152H85ZM109 151H110V149H109ZM113 151V150H112ZM130 151V150H129ZM135 151H133V152H135ZM159 150H157L156 151V153L158 152ZM168 151V150H167ZM177 151V150H176ZM175 151V152H176ZM181 151V150H180ZM187 151V150H186ZM22 152V153H23ZM36 152V151H35ZM48 152V151H47ZM60 151H58L57 153H59ZM71 152V151H70ZM69 152V153H70ZM87 152V154H89L88 152H90L89 150L88 151H86ZM95 152V151H94ZM93 152V153H94ZM99 152H101V151H99ZM106 152H108V150L106 151L105 150V153ZM119 152V151H118ZM118 152H115L116 154H114L113 152H112V155L114 154L115 156L116 155H118L119 154V156H122L123 158H124V156L122 155V154H124V153H118ZM165 152H166V150H165ZM174 152V153H175ZM200 152V151H199ZM199 152H194L195 154L196 153H199ZM25 153V152H24ZM28 154L30 153V152H27ZM32 153H34V152H32ZM32 153H31V155H32ZM41 154H43V152H40ZM46 153V152H45ZM63 153V152H62ZM75 153V152H74ZM79 153H78V156H79ZM90 153H92V151L90 152ZM97 153H98V151H97ZM118 153V154H117ZM127 153H129V152H126L125 154H127ZM152 153V152H151ZM162 153H164L163 151H162ZM170 153V152H169ZM189 153H191V151L189 152ZM206 153V152H205ZM227 153H229V151H227ZM262 153V154H263ZM19 154H20V152H19ZM18 153H17V155H19ZM27 154V155H28ZM39 155V153H38V151H37V153H36V155ZM49 154H51V151H50V153ZM99 154V153H98ZM121 154V155H120ZM200 154V153H199ZM260 155H261V152L259 153ZM16 155V156H17ZM24 155L25 154H22V156L21 155H19L20 157H24ZM35 155V156H36ZM47 155V154H46ZM55 155V154H54ZM66 155V154H65ZM69 155H71V154H68V160H67V162L69 161V159H70V157H69ZM75 155H77V154H75ZM84 155V153L82 154V156ZM90 156H91V154H89ZM100 155H102L103 156V154L102 153H100ZM105 155V154H104ZM113 155V156H114ZM151 155V154H150ZM160 155V154H159ZM164 155H165V153H164ZM162 156V157H166V156ZM170 155V154H169ZM172 155V154H171ZM174 155H176V154H174ZM188 155V154H187ZM225 154H223V156H224ZM19 156H18V159H19ZM26 156V155H25ZM29 156H30V154H29ZM29 156H26L25 158H27V157H29ZM41 156V155H40ZM40 156H37L38 158L40 157ZM43 156V155H42ZM45 156V155H44ZM48 156V155H47ZM46 156V157H47ZM50 156V155H49ZM64 156V155H63ZM73 156V155H72ZM82 156L81 157H79L80 159H82L83 160V158H85V156H87L88 157V155H84V157L82 158ZM96 155L94 154V157H95ZM99 156V155H98ZM97 156V157H98ZM102 156H99V157H101L102 159H103V157ZM112 156V157H113ZM114 156V157H115ZM129 156V155H128ZM156 156V155H155ZM168 156V155H167ZM193 156L195 157V155L193 154ZM198 156V155H197ZM32 157V156H31ZM34 157V156H33ZM52 157H54V156H52ZM64 157H66V156H64ZM86 157V158H87ZM92 157V156H91ZM91 157H88V158H91ZM109 157H110V155L108 156V158L106 157V160L108 161V159H109ZM121 157V158H122ZM222 157V156H221ZM220 157V158H221ZM2 158V157H1ZM0 158V159H1ZM16 158V157H15ZM30 158V157H29ZM41 158V157H40ZM39 158V159H40ZM51 158V157H50ZM60 158V157H59ZM78 158V163L80 162V165H81V162H82V164L84 165V163H83V161L82 160H80ZM100 158V159H101ZM170 158H172V157H170ZM169 157H168V159H170ZM184 158H186V157H184ZM191 158V157H190ZM210 158V157H209ZM219 158V159H220ZM224 158V157H223ZM17 159V158H16ZM16 159H14L13 158V160H15L16 161ZM63 159V158H62ZM72 160H73V158H71ZM70 159V160H71ZM77 159V158H76ZM93 159V158H92ZM92 159H91V163H89L90 164V166H91V164H92ZM101 159V160H102ZM104 159H105V156H104ZM117 159V158H116ZM118 159H120V158H118ZM118 159L116 160V162L118 163H120L121 161V159L118 161ZM158 159V158H157ZM166 159V158H165ZM181 159V158H180ZM183 159V158H182ZM181 159V160H182ZM218 159V160H219ZM12 159L10 158V160L9 161H11ZM32 160H36L37 161V159H32ZM32 160H31V162H32ZM43 160V159H42ZM61 160V159H60ZM59 160V161H60ZM74 160H75V158H74ZM90 160V159H89ZM88 160V161H89ZM96 160V159H95ZM95 160L93 159V161L95 162ZM110 160H112V164H110V165H113V161H115V160H113L111 157H110V159H109V161ZM127 160V159H126ZM150 160V159H149ZM161 160V159H160ZM195 160H196V164L193 166V168H192V170L188 173V175H186L184 178H179L178 179V181H177V183H175V184H171V185H164V187H162L160 190H159V194L155 197V198H151L150 199V197H148V198H146V203L148 204V214L147 215H149V218H150V222H151V220H152V218L155 216L156 217V214H157V212H158V210L161 208L162 210H164V211H167L168 212V210H167V202L168 203H170L169 201H167V198L169 199H174L173 201H175V202H178L179 203V201L182 199V197H183V192L186 190V189H189V188H192V187H194L195 189H204V187H207V186H209L210 185V183H211V179H212V176L210 175V174H208L209 173V170H210V167L212 166V164H208L207 163V158H206V156L205 155H203V156H198V157H195ZM217 160V159H216ZM1 161H3V160H1ZM21 161V160H20ZM24 161V160H23ZM22 161V162H23ZM34 161H33V163H34ZM66 161V160H65ZM64 161V159H63V161L61 160V162L63 163H66ZM77 161L75 162V166H73V164H72V166L73 167H76L77 165H79L78 163H77ZM86 161V160H85ZM84 161V162H85ZM87 161V162H88ZM98 161V158H97V160H96V162ZM105 161V160H104ZM106 161V162H107ZM162 161V160H161ZM178 161V160H177ZM176 161V162H177ZM184 161V160H183ZM4 162V161H3ZM7 162V161H6ZM26 162V164H27V160L25 161ZM30 162V161H29ZM31 162H30V164H31ZM61 162H59V163H61ZM70 162V161H69ZM95 162V163H96ZM100 162V161H99ZM111 162V161H110ZM116 162H115V164H116ZM158 162H159V160H158ZM170 162V161H169ZM173 163L171 166H170V168L169 169H167L166 171H164L163 172V178L165 179H170V178H172V176H173V174L176 172V170H177V163ZM182 162V161H181ZM0 163H2V162H0ZM32 163V164H33ZM38 164H39V162H37ZM46 163H49V161L48 162H46ZM50 163H52V161L50 162ZM49 163V164H50ZM53 163H54V160H53ZM56 163V162H55ZM58 163V162H57ZM58 163V164H59ZM61 163V164H62ZM70 163H72V162H70ZM69 163V164H70ZM76 163H77V165H76ZM94 163V164H95ZM147 163V162H146ZM162 163V162H161ZM18 164V163H17ZM68 164V163H67ZM93 164V165H94ZM102 164H105V163H102ZM114 164V165H115ZM122 164V163H121ZM121 164H120V166H121ZM150 164V163H149ZM155 164V163H154ZM154 164H152V165H154ZM157 164V163H156ZM163 164V163H162ZM169 164V163H168ZM167 164V165H168ZM8 165V164H7ZM7 165H3L5 168L4 169H6V171L8 170L7 168H6V166ZM13 165H14V163H13ZM28 165V164H27ZM43 165V164H42ZM41 165V166H42ZM45 165V164H44ZM44 165H43V167H44ZM48 165V164H47ZM47 165H45V166H47ZM65 165V164H64ZM85 165H88V163L86 164L85 163ZM118 165V164H117ZM117 165H115V166H117ZM166 165V166H167ZM256 165V164H255ZM264 165V164H263ZM2 166V167H3ZM18 166V165H17ZM16 166V167H17ZM29 166V165H28ZM36 166H38V165H36ZM40 165H39V167H41ZM49 166L50 165H48V168H49ZM57 166V165H56ZM55 165L54 166H51V167H55L56 168V171H57V167H59V168H62V167H60V166H57L56 167ZM62 166V165H61ZM66 166H68V165H66ZM99 166H101L100 168H103V166L102 165H99ZM105 167H106V165H104ZM114 166V167H115ZM1 167V169H3ZM7 167H12L13 168V166H10V164H9V166H7ZM21 167V166H20ZM23 167V166H22ZM30 167V166H29ZM33 167V166H32ZM38 167V168H39ZM43 167H41V171H43ZM51 167H50V170L48 169V171H53V169H51ZM70 167H71V165H70ZM70 167L69 168H67V167H65L66 169H70ZM81 167H83L82 165L80 166V167H78L77 166V168H80L81 169V171H82V169L83 168H81ZM84 167H86V166H84ZM88 167V166H87ZM86 167V169H88ZM92 167V166H91ZM90 167V168H91ZM111 167V166H110ZM109 167V162L107 163V168H110ZM113 167V168H114ZM118 167V166H117ZM165 167V166H164ZM12 168L10 169V171H12ZM15 168V167H14ZM19 168V167H18ZM24 168V167H23ZM25 168H26V166H25ZM28 168V167H27ZM43 168V169H42ZM55 168H54V170H55ZM58 168V170H60ZM94 168H97V167H94ZM93 168V169H94ZM112 167H111V169H113ZM122 168V167H121ZM146 168H148V167H146ZM152 168V167H151ZM159 168V167H158ZM157 168V169H158ZM242 168V167H241ZM21 169V168H20ZM86 169H84V170H86ZM99 168H97V170H98ZM104 169H106V168H104ZM104 169H103V171H104ZM111 169H107L108 170V172H109V170H111ZM117 169H119V167L117 168ZM117 169H116V171H117ZM153 169V168H152ZM156 169V170H157ZM160 169V168H159ZM163 169V168H162ZM211 169H212V167H211ZM17 170V169H16ZM25 170V169H24ZM28 170H29V168H28ZM36 170V169H35ZM62 170V169H61ZM67 170V171H68ZM84 170L82 171V172H84ZM102 170V169H101ZM101 170L99 169V173L101 172ZM106 170V171H107ZM146 170V169H145ZM144 170V171H145ZM255 170H257V169H255ZM254 170V171H255ZM1 171V170H0ZM19 171V170H18ZM66 171V172H67ZM74 170H70V172L71 173H69V174H72V172H73ZM76 171L77 170H75L73 173L75 174L76 173ZM78 171H79V169H78ZM77 171V174L78 173H80V172H78ZM89 171H90V169H89ZM92 171H94V170H92ZM103 171H102V173H103ZM105 171V172H106ZM142 171H143V169H142ZM149 171H151V170H149ZM148 171V172H149ZM155 171V170H154ZM157 171H159V170H157ZM156 171V172H157ZM261 171V170H260ZM5 172V171H4ZM16 172V171H15ZM25 172V171H24ZM24 172L23 173H21V174H24ZM36 172V171H35ZM46 172L47 171H45V174H46ZM62 172V174H63V172H65L64 171V168H63V170L61 171ZM95 172V171H94ZM97 172V171H96ZM97 172V173H98ZM104 172V173H105ZM108 172H106V175H108L107 173ZM110 172H113V171H110ZM120 171H118V173H119ZM147 172V173H148ZM34 172H32V174H33ZM37 173V172H36ZM36 173H34V174H36ZM42 173H44V172H41V175H42ZM54 173H55V171H54ZM57 173H60V172H58L57 171ZM56 173V174H57ZM67 173V174H68ZM87 173H89L88 172V170H87ZM93 173V172H92ZM91 173V171H90V174H91V176H88L86 173V175L88 176H85V177H87V178H89V177H92V175L94 176L95 174H92ZM98 173V174H99ZM117 173V172H116ZM155 173V172H154ZM158 173H160V172H158ZM162 173V172H161ZM263 173V172H262ZM261 173V175H263ZM0 174H2V172L0 173ZM5 174L7 175V173H4V175H3V177L5 176ZM14 174V173H13ZM30 172H29V175H27L28 177H29V179H30ZM31 174V175H32ZM40 174V173H39ZM52 174V173H51ZM84 174V173H83ZM82 174V175H83ZM141 174H143V173H141ZM146 174V173H145ZM8 175H9V172H8ZM17 175H18V173H17ZM38 175V174H37ZM47 175V174H46ZM46 175H43V177L45 178V180H47V178H49L48 176H47V178H46ZM48 175H49V173H48ZM52 175H55V174H52ZM60 175V174H59ZM63 175H65V174H63ZM62 175V177H64ZM73 175V174H72ZM82 175H80L81 176V178H85L84 176L82 177ZM103 174H101L100 176L101 177H103V176H105V175H103ZM109 175H111L110 173H109ZM109 175L107 176V177H109ZM148 175V174H147ZM19 176V175H18ZM22 176V175H21ZM21 176H19V177H21ZM25 176H26V174H25ZM26 176V177H27ZM36 175H32L31 176V180L33 179L32 177H35ZM56 176V175H55ZM69 176V175H68ZM71 176V175H70ZM69 176V177H70ZM96 176H97V174H96ZM96 176H94V178L96 177ZM112 176V175H111ZM114 176H112V177H114ZM257 176H258V173H257ZM7 176H5L4 178H6ZM15 177V176H14ZM18 177V178H19ZM25 177V178H26ZM27 177V178H28ZM41 177V176H40ZM39 176H38V178H40ZM58 177V176H57ZM73 177V176H72ZM79 177V176H78ZM78 177H76L77 179H78ZM97 177H99V175L97 176ZM101 177H99V178H101ZM111 177V178H112ZM139 176H137L136 178H138ZM141 177V176H140ZM158 177H159V175H158ZM258 177H260V176H258ZM0 178H2V177H0ZM3 178V179H4ZM10 178V177H9ZM16 178V177H15ZM26 178V179H27ZM42 178V177H41ZM60 178L61 177H59V180H60ZM65 178V177H64ZM76 178H74L73 177V179H76ZM94 178H92V179H94ZM98 178V179H99ZM105 178V177H104ZM157 178V177H156ZM19 179H21V178H19ZM36 179V178H35ZM57 179V178H56ZM56 179H55V181H56ZM62 179L63 178H61V181H62ZM65 179H67V178H65ZM69 179V178H68ZM71 179V178H70ZM80 179V178H79ZM86 179V178H85ZM84 179V180H85ZM91 179V180H92ZM95 179H97V178H95ZM95 179H94V182H95ZM97 179V180H98ZM141 179V178H140ZM143 179V178H142ZM145 179V178H144ZM143 179V180H144ZM165 179V180H166ZM259 179V178H258ZM261 179V178H260ZM9 180V179H8ZM7 180V181H8ZM13 180V179H12ZM15 180V179H14ZM13 180V181H14ZM23 180H25L24 179V177H23ZM31 180L29 181V182H31ZM34 180V179H33ZM37 180L39 181V179H36V181H35V183H36V187H38V183H37ZM52 180H53V177H52ZM58 180V183H57V181L55 182V183H52V182H50V184L52 183L54 186L56 185V183H57V185H58V187H60L59 186V181ZM72 180V179H71ZM81 180V179H80ZM80 180L79 181H76L75 182V180H73L74 181V185L76 184V183H78V185L82 182V180H81V182H80ZM83 180V181H84ZM87 180V182L89 181L88 179H86ZM91 180L89 181V184L90 183H93V184H95V186L97 185V182L100 180H98V181H96V183H94V182H91ZM103 181H105L104 179H102ZM134 180V179H133ZM161 180H163V179H161ZM3 181V180H2ZM2 181H1V184H2ZM11 181V180H10ZM26 181V180H25ZM28 181V180H27ZM43 181V180H42ZM50 181V180H49ZM49 181H47V184H46V186L48 185V182ZM68 181V180H67ZM70 181V180H69ZM93 181V180H92ZM160 181V180H159ZM158 181V182H159ZM5 182V181H4ZM4 182H3V184L2 185H4ZM15 182H16V180H15ZM18 182V181H17ZM86 182V181H85ZM85 182H83V184L82 185H84L85 184ZM86 182V183H87ZM100 182V181H99ZM106 182V181H105ZM142 182V181H141ZM152 182V181H151ZM10 183V182H9ZM8 183V184H9ZM14 183V182H13ZM26 184H28V182H25ZM39 183L41 184V185H43V184H45V183H43L42 184V182H40L39 181ZM63 183H64V181H63ZM65 183H66V180H65ZM69 183V182H68ZM102 183H104V182H102ZM7 184V185H8ZM20 184H21V182H20ZM20 184H19V186H20ZM50 184L48 185V186H50ZM51 184V186H53ZM67 184V183H66ZM65 184V185H66ZM71 182H70V184L68 185H66V186H69V188H70V186H72L73 185ZM140 184V182L138 181V179L135 181H132L131 183H130V185H133V186H138ZM144 184H146V183H144ZM159 184V183H158ZM161 184H162V182H161ZM11 185V184H10ZM18 184L16 183V186H17ZM40 185V187H38L39 189H41L42 190V186ZM57 185L54 187L53 186V188L55 189L56 187H57ZM73 185V186H74ZM80 186L81 188L83 187V186ZM87 185L88 184H85V186L87 187ZM98 185H99V183H98ZM101 185V184H100ZM149 185V188H150V185L151 184H148ZM155 185H157V184H155ZM155 185H154V187H155ZM15 186V187H16ZM18 186V187H19ZM44 186V185H43ZM45 186V187H46ZM63 186V185H62ZM76 186V185H75ZM74 186V187H75ZM107 186V187H106ZM160 186V185H159ZM251 186V185H250ZM251 186V187H252ZM12 187V186H11ZM21 187V186H20ZM22 187H23V184H22ZM26 186H25V184H24V188H25ZM28 187H29V185H28ZM33 187H34V185H33ZM57 187V188H58ZM65 187V186H64ZM79 187V188H80ZM144 187V186H143ZM247 187V186H246ZM2 188H4L5 189V186L3 187L2 186ZM7 188H8V186H7ZM6 188V189H7ZM12 188H14V187H12ZM31 188V187H30ZM29 188V189H30ZM49 189L51 188V187H48ZM47 188V189H48ZM53 188H51V190H53ZM76 188L77 189H79L77 186H76ZM85 188V187H84ZM147 188V187H146ZM145 188V189H146ZM245 188V187H244ZM248 188V187H247ZM247 188H245V189H247ZM11 189V188H10ZM9 189V190H10ZM18 189V188H17ZM35 189V188H34ZM33 189V190H34ZM45 188H43V190H44ZM66 189H68L67 187L66 188H64V190H66ZM73 189V188H72ZM72 189H70V190H72ZM88 189H89V187H88ZM89 189V190H90ZM131 189H132V186H130L129 188H127V192H130L131 191ZM142 190H144L143 188H141ZM153 189V188H152ZM201 189V190H202ZM243 189V188H242ZM1 190V189H0ZM26 190V188L25 189H22L21 191H22V194H23V191H25ZM36 191L38 190L37 188L35 189ZM43 190L42 191H40L41 193H43ZM51 190H49V191H51ZM58 190V189H57ZM57 190L55 189V191H56V193L55 194H58L57 193ZM60 190V189H59ZM63 190V191H64ZM75 191H76V189H74ZM85 190H86V188H85ZM89 190H86L87 192L89 191ZM138 190V189H137ZM140 190V189H139ZM147 190H149V189H147ZM209 190V189H208ZM248 190V189H247ZM3 191V190H2ZM4 191H7V193H8V190H4ZM48 191V192H49ZM73 191V190H72ZM72 191H69L68 193L70 194V192H72ZM75 191H73V192H75ZM80 191V190H79ZM145 191V190H144ZM151 191V190H150ZM245 191V190H244ZM249 191V190H248ZM1 192V191H0ZM20 191H18V193H19ZM28 192L29 191H27V193H26V195L28 194ZM30 192H31V189H30ZM30 192H29V194H30ZM38 192H39V190H38ZM40 192H39V195H40ZM47 192V193H48ZM61 192H62V189H61ZM65 192V191H64ZM64 192H62V194L60 193L59 195H62L63 196V193ZM77 192L78 191H76V194H77ZM81 192V191H80ZM87 192H85V193H87ZM95 192V191H94ZM137 192V191H136ZM149 192V191H148ZM243 191L241 190V193H242ZM3 193V192H2ZM1 193V194H2ZM5 193V192H4ZM10 193V192H9ZM32 193V192H31ZM36 193V192H35ZM34 193V194H35ZM45 193V192H44ZM67 193V192H66ZM65 193V194H66ZM67 193V194H68ZM85 193H82V194H85ZM96 193H97V191H96ZM237 193V192H236ZM15 194H16V192H15ZM20 194V193H19ZM50 194V193H49ZM49 194H47V195H49ZM53 194V192L51 193V195ZM66 194V195H67ZM88 194L90 195V193L88 192ZM139 194V193H138ZM146 194H148V193H146ZM238 194H240V193H238ZM17 195V194H16ZM31 196H32V194H30ZM36 195H38V194H36ZM38 195V196H39ZM43 195V194H42ZM41 195V196H42ZM46 195V194H45ZM50 195V196H51ZM80 195H81V193H80ZM97 195V194H96ZM140 195V194H139ZM243 195V194H242ZM2 196H3V194H2ZM22 195H20V197H21ZM24 196V195H23ZM28 196V195H27ZM26 196V197H27ZM30 196V197H31ZM49 196V197H50ZM53 196H55V195H53ZM67 196H69V195H67ZM70 196H73V195H70ZM69 196V197H70ZM78 197H79V193H78V195H77ZM85 196V198L86 197H88V195L86 196V194L84 195ZM129 196H131V194L129 195ZM234 196V195H233ZM240 196V195H239ZM245 196V195H244ZM7 197V196H6ZM19 197V196H18ZM29 197V198H30ZM47 196H45V198H46ZM58 197V196H57ZM59 197H61V196H59ZM64 197V196H63ZM66 197V196H65ZM64 197V198H65ZM68 197V198H69ZM74 197H75V193H74ZM91 196H89L88 198H90ZM93 196L91 197V198H94ZM208 197V196H207ZM241 197V196H240ZM4 197H2V199H3ZM15 198V197H14ZM14 198L12 199V200H14ZM23 198H25V197H23ZM29 198H26V201H27V199L28 200H30ZM32 198V197H31ZM34 198V197H33ZM43 198H44V196H43ZM53 198V197H52ZM52 198H50V200L49 201H53V200H51ZM63 198V199H64ZM71 198V197H70ZM69 198V199H70ZM76 199H77V197H75ZM90 198V199H91ZM143 198V197H142ZM215 198V197H214ZM0 199H1V196H0ZM21 199V198H20ZM35 199V198H34ZM47 199V198H46ZM54 199V198H53ZM67 199V198H66ZM66 199H65V201H66ZM69 199H67V201H73V198H71V200H69ZM81 199H82V201H83V198L81 197ZM185 199V198H184ZM230 199V198H229ZM236 199H237V197H236ZM236 199L234 200V201H236ZM3 200H5V198L3 199ZM8 200V199H7ZM11 200V199H10ZM9 200V201H10ZM37 200H40L39 198H37ZM36 200V201H37ZM48 200V199H47ZM47 200H43L44 202H43V204H47V203H45ZM58 200H59V198H58ZM62 200V199H61ZM75 200V199H74ZM86 200H89V199H86ZM198 200V199H197ZM199 200H200V198H199ZM231 200H233V197H232V199ZM16 201H17V197H16ZM21 202H23L24 203V201H25V199H24V201H22V200H20ZM19 201V202H20ZM60 201V200H59ZM64 200H62L61 202H63ZM64 201V202H65ZM67 201H66V203H65V206L63 205V204H61L62 206L61 207H66V208H64V211L66 210V209H68L67 210V212H69L70 210V208H67V205H69V207H70V203L68 202V204H67ZM76 201V200H75ZM77 201H80V199L78 198V200ZM81 201V202H82ZM192 201V200H191ZM234 201L232 202V204H234ZM4 202H5V204H6V201H3V203H2V205L4 204ZM30 202V201H29ZM32 203H28V201H27V204H32L31 206H34L35 204L37 205V203L36 202H34L33 200L31 201ZM35 204H34V203ZM40 202V201H39ZM38 202V203H39ZM56 202H57V198H56ZM84 202V201H83ZM83 202L81 203V204H83ZM144 202V203H145ZM181 202H183V201H181ZM228 202V198H223L222 199V201H221V204H223V206L226 204ZM230 202V201H229ZM11 203V202H10ZM13 203V202H12ZM23 203H22V206H23ZM73 203V202H72ZM79 203V202H78ZM77 203V204H78ZM129 203V202H128ZM231 203V202H230ZM238 203V202H237ZM34 204V205H33ZM41 204V205H40ZM43 204L42 203H39V205L40 206H43ZM53 204H55V202L53 203ZM57 204H59L60 205V203H57ZM67 204V205H66ZM76 204V205H77ZM80 204V205H81ZM138 204H139V202H138ZM228 204V203H227ZM226 204V205H227ZM231 204V205H232ZM239 204V203H238ZM0 205H1V203H0ZM7 205V208H8V204H6ZM11 205V204H10ZM14 205H15V203H14ZM17 205V204H16ZM20 205H21V203H20ZM35 205V206H36ZM38 205V206H39ZM49 205H51L49 208L48 207H46L45 208V206H43L45 209H47L48 211H50L49 209L50 208H52L53 207V209L55 208L54 206H52V203L50 204L49 203ZM48 205V206H49ZM116 205V204H115ZM155 205H156V207H155ZM229 205V204H228ZM4 206V205H3ZM13 206V205H12ZM11 206V207H12ZM24 206H27L26 204L24 205ZM31 206L29 207V206H27L25 209H27V210H25L26 212H29L30 211V209H28V207L29 208H31ZM47 206V205H46ZM73 206H75V203H74V205ZM142 206V205H141ZM194 206V205H193ZM14 207V206H13ZM21 206H19V208H20ZM78 207V206H77ZM192 207V206H191ZM230 207V206H229ZM3 208V207H2ZM16 208V207H15ZM22 208V207H21ZM20 208V210L22 211L24 208H22L21 209ZM34 208V207H33ZM32 208V209H33ZM40 207H38L37 208V210L39 209ZM42 208V207H41ZM43 208V209H44ZM74 208V207H73ZM114 208H116L115 206H112V211H113V209ZM225 208V207H224ZM1 209V208H0ZM5 209H6V206H5ZM17 209V208H16ZM15 209V210H16ZM42 209V210H43ZM76 209V208H75ZM158 209V210H157ZM169 209V208H168ZM174 209V208H173ZM229 209V208H228ZM228 209H227V211H228ZM234 209V208H233ZM4 210V209H3ZM34 210V209H33ZM35 210H36V207H35ZM35 210L33 211V212H35ZM37 210H36V212H37ZM40 211H41V209H39ZM54 210H56V209H54ZM59 210V209H58ZM57 210V211H58ZM62 210V209H61ZM71 210H72V212H74L75 210H73L72 208H71ZM145 210V209H144ZM146 210V211H147ZM2 211V210H1ZM18 210H16V212H17ZM24 211V210H23ZM24 211V212H25ZM40 211H38L39 212V214H40V216H41V214H44L43 212H40ZM47 211V212H48ZM51 211H53V210H51ZM57 211H55V212H57ZM145 211V212H146ZM7 212H8V209H7V211L4 213V214H7ZM9 212H10V210H9ZM8 212V213H9ZM15 212V213H16ZM32 212V211H31ZM71 212V211H70ZM82 212V211H81ZM92 212V211H91ZM90 212V213H91ZM3 213V212H2ZM30 213V212H29ZM29 213L27 214V217H29ZM46 213V212H45ZM51 213V212H50ZM49 213V214H50ZM61 213V212H60ZM62 213L65 215L66 214V211H65V213L62 211ZM62 213H61V217L63 216L62 215ZM80 213V212H79ZM88 213V212H87ZM219 213L221 214L220 216H217V215H219ZM3 214V215H4ZM10 214V216H14V214L12 213V215H11V213H9ZM16 214H18V213H16ZM21 214V215H20ZM25 214V213H24ZM23 213H19L18 215H20V217L22 218V216L24 215ZM38 214V213H37ZM37 214H35V215H37ZM52 214H54V211H53V213ZM51 214V215H52ZM56 214V213H55ZM71 214V213H70ZM145 214V213H144ZM159 214V213H158ZM165 214V213H164ZM169 214V213H168ZM182 214V213H181ZM32 215H33V213H32ZM32 215H30V216H32ZM58 215V214H57ZM57 215H55L56 217H57ZM69 215V214H68ZM180 215V214H179ZM1 216V215H0ZM17 216V215H16ZM25 216H26V214H25ZM39 216V215H38ZM38 216H35L33 219H36V217H38ZM39 216V217H40ZM53 216V215H52ZM80 216V215H79ZM18 217L19 216H17V219H18ZM19 217V218H20ZM44 217L45 216H43V218H41V219H44ZM50 217V216H49ZM54 217V216H53ZM52 217V218H53ZM58 217H59V215H58ZM67 217V216H66ZM65 217V218H66ZM71 217V216H70ZM77 217H78V215H77ZM76 217V218H77ZM2 218V217H1ZM0 218V222L1 221H3V220H5V219H1ZM8 218V217H7ZM11 218V217H10ZM13 218V217H12ZM20 218V220H24V219H21ZM24 218V217H23ZM31 219H28V218H25V219H28V220H30L29 222L30 223H28V224H31L32 223V217H30ZM55 218V217H54ZM68 218V217H67ZM224 218V220L223 221H221L222 219ZM89 219V218H88ZM188 219V218H187ZM214 219V220H213ZM16 220V219H15ZM28 220H25V221H28ZM37 220V219H36ZM39 220V219H38ZM52 220V219H51ZM50 218H49V221H48V218L46 219V221L48 222V224L50 223ZM60 221H61V219H59ZM58 220V221H59ZM64 220V219H63ZM62 220V221H63ZM65 220H67V219H65ZM110 220V221H109ZM167 220V219H166ZM21 221V222H22ZM25 221H23L22 222V224H24L23 226H25ZM40 221V223H42L41 222V220H39ZM39 221H33L34 223L36 222V224L39 222ZM149 221V220H148ZM8 224L10 223L9 222V219H8ZM7 222L5 223L6 225H8L7 224ZM13 223H14V220L12 221ZM19 222V221H18ZM17 222V224H19ZM21 222H20V224H21ZM45 222V221H44ZM43 222V223H44ZM55 222V221H54ZM165 222V221H164ZM3 223V222H2ZM59 223V222H58ZM61 223V222H60ZM152 223V222H151ZM181 223V222H180ZM4 224V225H5ZM15 224V223H14ZM14 224H12V225H14ZM22 224H21V226H22ZM48 224H45V225H48ZM54 223H52V225H53ZM56 224V223H55ZM62 224H63V222H62ZM0 225H1V223H0ZM16 225V224H15ZM41 225V224H40ZM44 225V224H43ZM42 225V226H43ZM50 225V224H49ZM58 225V224H57ZM152 225V224H151ZM167 225V224H166ZM171 225V224H170ZM10 226V225H9ZM9 226H8V228H9ZM18 227H16V230H15V226L14 227H12V229H14L15 231H17V228L19 229L18 230V232H20V230H21V228H23L24 229V227L22 226V227H20L19 228V225H17ZM27 226V225H26ZM29 226V225H28ZM37 226V225H36ZM35 225L33 226V223H32V227H30V229L31 228H33L32 230H31V232L32 231H34L35 229H37V228H35L36 227ZM42 226H40V227H42ZM55 226V225H54ZM59 226V225H58ZM60 226H61V224H60ZM3 227H5V226H3V224H2V228ZM11 227V226H10ZM39 227V226H38ZM46 226H44V228H42L43 230H46V228H45ZM47 227H49V226H47ZM149 228H150V226H148ZM166 227V226H165ZM205 227H206V230H204L205 229ZM29 228V227H28ZM27 227H26V229H25V231L23 230V232L24 233H22V231L18 234V236H15L17 239H19V235L21 234V235H23V234H25V232H26V230L28 229ZM50 228V227H49ZM48 229V228H47ZM50 229H53V228H50ZM49 229V230H50ZM55 229V228H54ZM161 229V228H160ZM6 230H9L10 231V229H7L6 228ZM5 230V231H6ZM204 230V231H203ZM0 231H2L1 229H0ZM9 231H7V235H9V239H7V241L9 240V242H11L10 241V236L11 235H13V234H9ZM37 231H38V229H37ZM52 231V230H51ZM50 231V232H51ZM201 231H203L202 232V234H200V232ZM4 232V231H3ZM12 232V230L10 231V233ZM28 232V231H27ZM31 232L29 231V233L31 234ZM46 232V231H45ZM49 232V231H48ZM53 232V231H52ZM149 232V231H148ZM157 232V231H156ZM155 232V236H150L151 234H150V232L148 233V235L150 236V238L149 239H147V240H149V242H150V244L151 245H159L160 244V242H159V238H160V232H157L156 233ZM0 233H2V232H0ZM13 233V232H12ZM147 233V232H146ZM29 234V235H30ZM41 234L43 235V233L41 232ZM198 234H200V235H198ZM3 235H4V233L3 234H1V238L3 237ZM7 235H5V236H7ZM15 235H16V232H15ZM33 236H34V238H32V240H31V242L33 243H31L30 242V239L31 238H29V237H33V236H28V234H26L25 235V239L23 240V241H25L26 240V236H27V239L29 238V242H28V240H26L27 241V243H31L32 245H34V243H36V241H39V239L37 240V238H38V234L36 235L37 237H35V233L34 234H32ZM39 235H40V233H39ZM49 235H50V233H49ZM48 235V236H49ZM147 234H145V236L147 237L148 236ZM44 236H46L45 234H44ZM144 235H142V237H143ZM144 236V237H145ZM24 237V235L23 236H21V238H23ZM41 236H39V238H40ZM50 238L52 237V236H49ZM49 237H47V239H50ZM5 239L6 238H8V237H4ZM16 238H13L14 240L16 239ZM19 239V240H22V239ZM42 238V237H41ZM57 238V237H56ZM148 238V237H147ZM4 239V240H5ZM44 239V238H43ZM43 239L42 240H40V241H42L43 243H47L48 242V240H46L47 242H44L43 241ZM145 239V238H144ZM3 239H1V241H2ZM4 240H3V242H4ZM7 241L5 242L6 243V245L4 244V243H2V244H4L5 246H7ZM22 241V242H23ZM26 241H25V244L24 243H22L23 244V246H24V248H25V245H26ZM39 241V242H40ZM50 241H51V239H50ZM13 242V241H12ZM12 242H11V244H12ZM15 242H17V241H15ZM19 242V241H18ZM41 242V243H42ZM0 243V244H1ZM50 243V242H49ZM190 243V242H189ZM1 244V245H2ZM16 245L18 244V243H15ZM19 244H21V242L19 243ZM17 245V248H18V246H20V245ZM31 244H28V245H31ZM9 245H10V243H9ZM8 245V247L10 248L11 246H9ZM13 246H14V242H13V244H12ZM15 245V246H16ZM31 245V246H32ZM35 245H37V244H35ZM34 245V246H35ZM38 245H39V243H38ZM22 246V245H21ZM20 246V247H21ZM27 246V245H26ZM31 246H29V249H31ZM40 246H42V245H40ZM149 246V245H148ZM191 246V245H190ZM2 249H3V246H0ZM7 247V248H8ZM39 246H36V248H38ZM43 247V246H42ZM166 247V246H165ZM183 247V246H182ZM0 248V250H2ZM6 248V247H5ZM4 248V250L3 251H5L6 249ZM167 248V247H166ZM198 248V247H197ZM13 249V247L10 249V250H12ZM16 249V248H15ZM15 249H13V250H15ZM19 249H21V248H19ZM26 249H27V247H26ZM26 249H21L22 250V252H25V250ZM29 249L27 250V251H29ZM177 249V248H176ZM186 249V248H185ZM184 249V250H185ZM12 250V251H13ZM21 250H19V251H21ZM32 250V249H31ZM41 250V249H40ZM39 250V251H40ZM183 250V251H184ZM197 250V249H196ZM15 251H18V249H16ZM190 251H193L192 250V248H191V250ZM195 251V250H194ZM2 252V251H1ZM0 252V254H1V256H3L2 255V253H4V252H2L1 253ZM7 252V251H6ZM10 253H13V252H11V251H9ZM8 252V254H6V255H8L9 256V253ZM22 252H20V253H22ZM31 252V251H30ZM166 252V251H165ZM219 252H224V256L223 257H219V255H218V253ZM14 253H16V255L15 256H17V253L18 252H14ZM14 253H13V259H14ZM27 253V252H26ZM128 253H130L129 254V257H127L126 259H120V257H122L123 255L125 256V255H127ZM163 253V252H162ZM180 253L182 254V255H180ZM5 254V253H4ZM37 254V253H36ZM39 254V253H38ZM41 255H42V253H40ZM44 254V253H43ZM152 255L154 254V253H151ZM168 254H170V253H168ZM178 254H179V256H178ZM5 255V256H6ZM10 255H12V254H10ZM20 256H21V254H19ZM23 255V254H22ZM41 255H39V256H41ZM152 255H150V257L152 256ZM7 256V257H8ZM18 257V258H20V259H22L23 257H25V256H23L22 258L21 257ZM32 256H33V254H32ZM31 256V257H32ZM123 256V257H124ZM191 256V255H190ZM7 257H5L4 259H5V261H6V259H9V258H7ZM11 259H12V256H9ZM37 259H39L38 258V256H35ZM3 258V257H2ZM29 258V257H28ZM32 258H34V257H32ZM35 258V259H36ZM25 259V258H24ZM31 259V258H30ZM35 259H32L33 261H36ZM0 260H1V258H0ZM15 261L17 260V257H16V259H14ZM12 261L13 263L15 262V261ZM23 260V259H22ZM4 261V262H5ZM18 261H19V259H18ZM27 262H28V260H26ZM31 261V260H30ZM37 261H39V260H37ZM36 261V262H37ZM0 262H2V260L0 261ZM7 262V261H6ZM11 261H9V263H10ZM21 262V261H20ZM36 262H32V263H35L36 264ZM8 263V262H7ZM6 263V264H7ZM23 263V262H22ZM26 263V262H25ZM24 263V264H25ZM30 263V262H29ZM2 264H3V262H2ZM14 264H16V263H14ZM31 264V263H30ZM38 264V263H37ZM40 264V263H39Z\"/></svg>","mask_w":264,"mask_h":264},{"label":"rangeland","instance_id":"rangeland-1","mask_svg":"<svg viewBox=\"0 0 264 264\" xmlns=\"http://www.w3.org/2000/svg\"><path fill=\"white\" fill-rule=\"evenodd\" d=\"M2 1L4 2V4L2 3ZM9 1V2H8ZM35 1H39V0H0V32H2V30L4 29V27H5V25H6V23H7V21H8V19L13 15V13L14 12H11L10 10L12 9V8H16V10L15 11H18L20 8H23V7H25V6H27V5H29L30 3H32V2H35ZM52 1V0H51ZM174 1H176V0H165V1H162V2H165L166 3V5H165V3H162V7L163 8H165V9H167V11L168 12H165L166 10H163L165 13V16H168L169 14V12H170V16H168L167 18L169 19V22L171 23L172 22V25H171V28L173 27V29H172V31L174 30V32L173 33H176V36H175V34H174V36L176 37H174V44H173V46H172V52H174V51H178V50H182L183 51V58H182V61H181V63L179 64V65H177V67H175L174 69H179L180 71H182V72H179V71H176V70H172V71H174V72H172V74L170 75H167V76H165L166 77V79H164L165 77H163V79L165 80L164 81V83H166L167 84V82H168V80H169V77H173L174 76V78H176L177 77V79L179 80V79H185V77L186 76H192V77H194L195 78V80H194V78H192V79H190L191 77H188L189 79H190V82H189V79L188 78H186L185 80H183L184 82H186V83H188V85L191 87H193V92H192V87L190 88L187 84V87H186V85H185V83L183 82V81H181V82H183L184 83V87H183V84H181L180 83V81H178V83L180 84L179 86H178V83H177V81L174 83V88H176V89H173V86L171 85L170 86V88L168 89V91L166 90V92H167V94L165 95L164 93H161L163 96H165V98H166V100L167 99H169L168 101H169V103L170 104H168V105H170V107L168 106V105H166L165 106V104L163 103V102H166V104H167V102L168 101H166L165 100V98L160 94V93H157V92H159V90L165 85L164 83H163V79L161 78L160 80H158V82H155L156 84H158V85H154L155 83H153L152 85L154 86V88L155 89H153V87H152V85H150L148 88H146L145 90H144V92H142L141 91V93L140 92H132L131 93V95H138V97L141 95V94H143V95H141L139 98L138 97H135L134 98V96L133 97H131V98H133V100L130 98V102H132V103H129V102H127V103H129L127 106L125 105V104H123L124 105V107H123V105H122V107H120L119 106V108H116V109H114L115 107H111L112 109V111L110 110V108L109 109H107V110H105V111H101L102 110V106L107 102V100L109 99H112V98H114V94H115V90L113 89V87L111 88H109L108 90H107V93H106V97H105V99H104V101L103 102H101L100 104H98V105H96L95 107H94V109L91 111V112H89L87 115H88V117H90V118H88L87 117V115H83V117H77V118H74L73 120H72V115H73V112L76 110L75 108V106H73V105H76V104H73V105H70L68 108H67V110H66V112H65V114L63 115V117L64 118H62V121L61 122H59V123H57L56 125H54V132H55V134H53L54 135V137L52 136V137H49L48 139H44L43 140V142H39V144L41 145V147L38 145H36V146H34V148L33 147H31L30 149L32 150H29V148H27V151L25 150V149H23V150H19L17 153L19 154V152H20V154L19 155H21L22 156V154H25L26 156H29V154H30V158L29 157H27V158H25L26 156L24 155V157H20L19 155H17V153L15 154V157L17 158H15V157H10L12 160L11 161H9L10 160V158H4V156H1L0 155V162H2V163H0V173L2 172V174H0V177H2V178H0V196H1V199H0V203H1V205H0V218L3 220V219H5V220H3V221H1L0 223H1V225H0V229L2 230V231H0V232H2V233H0V243L2 242V243H4L5 245H6V241H7V239H9V235H7L6 233H7V231H9V230H6V228L7 229H10V231L12 230V232L10 233V231H9V234L11 235V234H13V235H11L10 237V241L12 240L13 242H14V246L12 245L13 244V242H12V244H11V242H9V240L7 241V246H5L4 244H0V246H3V249L2 250H0V252L2 251V252H4V253H2V255L3 256H1V254H0V258H1V260H2V262H3V264H6L7 262V264H14V263H16V264H24L25 262V264H35V263H32V262H36L37 260H39V261H37L36 262V264L38 263H40V264H48L49 262H50V259L53 257V255L58 251V250H56V251H51V253H49L48 251H50L51 249H50V246H52V243L54 242V241H56V239H58V238H60V237H58L59 236V234H61V232H62V230L63 229H65L66 227H67V225L72 221V219H76V221L77 222H81L85 217H88L87 218V220L82 224V226L79 228V230L78 231H74V232H72V234L69 236V238L63 243V246H62V249H65V248H68V247H71V246H74L78 241H80V240H82V239H84L87 235H89V234H91L92 233V231H94V230H96L97 229V227H96V223H94V221H95V219L97 218V214H95L94 213V209H88V210H85L84 208H88L87 207V204L89 205V203H91L92 201H94L97 197H98V195L104 190V188H105V186H102V185H105V183L106 184H108L107 183V181L109 180L110 181V179H112L111 180V182H109V184L107 185V186H109L111 183H112V181L116 178L115 176H118L120 173H121V171H122V169H123V167H124V165L123 164H125L129 159L127 158V157H130L131 155L133 156L134 155V153H137L138 151L139 152H141V151H144L143 149L144 148H148V146L150 145L149 144V140L148 141H146L147 139H149L148 137H152V139L150 138V140L153 142L154 140H155V138H154V136H156V135H159L160 134V139H161V141L159 142V143H157L158 144V146L156 147V148H153V150L147 155V156H145V157H143V158H141L137 163L138 164H136L133 168H132V170L130 171V173H129V175L125 178V179H123V181H121L118 185H117V187L110 193V195H108L105 199H104V204L105 205H108V210L107 211H109V216H108V218L109 219H119V220H124V221H127V226H128V228H130L131 229V231L133 232V233H136L137 235H138V238H139V240L141 241V244H140V248H144L145 246H146V248H148L145 252H147V254L149 255V259L150 260H153V259H159L160 257H162V258H167L168 257V255L170 256L171 255V252H172V250H181V252L182 253H184V252H186L187 251V247L186 246H188V251L190 252V255L187 257L188 259H192V257L195 255V253H197V251L205 244V241L204 242H202V244L200 243L199 245H194L197 241H198V239L195 241V243L194 244H192V242L196 239V238H198L197 236H196V238H194L193 240H190L187 244H185V245H183L184 243H181V242H176L175 244H173L174 245V247H172L171 245L170 246H167V245H165V242L164 241H167L168 240V238H172V237H175V236H177L178 235V233H179V228H180V226L182 225V224H184V223H189V222H192L193 220L194 221H196L197 219H200V218H202V217H204V216H206V215H208L209 214V212H210V210L212 209V208H215V206L216 205H220L221 206V209H224V210H220V213L222 214V212H223V214L224 213H226L227 212V214H226V216L225 217H228L235 209H237L238 208V206L243 202V200L247 197V195H249V193H250V191L252 190V188H253V186L252 185H254L253 184V182L255 181V179H256V181H260V180H262L263 178H264V153L261 151L262 150V146L259 144V142H258V140H257V137L255 136V131L253 130V128L262 120V118H263V114H264V65H262V63H261V59L258 57V58H254V59H252L251 60V58L249 59V67H248V70L245 72V74L238 80V83H236V84H234V88L232 89H229V87L228 88H225L219 95H217L215 98H213L212 100H207L206 98V101H205V99L203 98L204 96V91L206 90V86H205V84L203 83V79L204 78H206L207 76H209V75H213V73H214V75L217 73H220V70L221 69H225V68H228L229 66H232V68L233 67H235L237 64H235V65H231V64H234L235 62V58H236V56H237V58H236V60L237 59H240V57H241V59L243 58L242 56L243 55H246V53H247V55L248 56H244V58L242 59L243 61H244V59H247L249 56H253V57H256L257 56V52H258V47L260 46V45H262L263 43H264V41H262V40H264V39H262L261 40V42H260V44L259 45H257V47L256 46H254V48H255V50L253 51V46L252 45H250V44H253V42L254 41H256L257 39L259 40V37H258V33L260 34L262 31H263V29H264V23L262 24V23H260L259 21V19L258 18H260L261 19V16H260V14H263L264 13V4L263 5H258V2H259V0H249V1H244V0H236V1H233V2H231V3H228L225 7L227 8V9H232L231 7H233L235 4V6L233 7V12H239V14H238V16L236 17V20L235 21H233L231 24H230V27L228 26L227 28H226V30L225 31H223L224 33H221V35H219V37L217 38V39H212V40H204L203 41V38H202V35L207 31V30H209L210 29V24H211V22H212V20L214 19V18H218V22L219 21H224V23H228L229 21H230V17L228 16V17H223V18H221L220 17V15H221V13H222V11L221 10H219V11H217V12H215V14H212V17H211V15H209V17L208 16H206L205 18L204 17H202L201 15L202 14H204L205 15V12L208 10V8H209V6L208 7H206V8H204L203 10H201V11H198L197 13H195L193 16H191V17H188L187 18V20L185 19L184 21H182L183 23H186V25L185 24H182V22H180V20L177 18V13H176V11H175V8H173L174 6H173V4H174ZM179 1H182V0H179ZM197 1V2H196ZM202 1H204V0H192V2H191V4L192 5H189L188 6V8H186L185 10H188V9H191L192 7H195V6H197V5H199L200 4V2L202 3ZM255 1V2H254ZM173 2V3H172ZM194 2H195V5H194ZM243 3H245V4H243ZM251 3V5H249ZM255 3V4H254ZM3 4V5H2ZM2 5V6H1ZM194 5V6H193ZM240 7V8H239ZM259 7H261V8H259ZM253 8V9H252ZM258 8V9H257ZM242 9L244 10L243 12H241L240 13V11H242ZM251 10V13L250 14H246V11L247 10ZM262 10H263V12H262ZM256 11H258V12H256ZM260 11V12H259ZM256 13V14H255ZM259 13V14H258ZM220 14V15H219ZM216 17H215V16ZM220 18H219V17ZM257 18H256V17ZM170 17L172 18V19H174V20H172V19H170ZM255 17V18H254ZM228 19V20H226V19ZM250 18L254 21V20H256V21H254V23L255 24H253L252 22V20H250ZM204 19V20H203ZM219 19H221V20H219ZM225 19V20H224ZM171 20V21H170ZM190 20H191V22H190ZM246 20H247V23H246ZM250 20V21H249ZM258 20V21H257ZM187 21H189L190 23L189 24H187ZM248 21H249V23H248ZM261 22H264V17L261 19ZM198 23V24H197ZM246 23V24H245ZM174 24V25H173ZM259 24V25H258ZM243 27H242V26ZM256 25H258V27L256 26ZM175 26V27H174ZM239 26V27H238ZM241 26V27H240ZM246 26V27H245ZM253 26L256 28V29H254V30H252L253 29ZM262 28H261V27ZM202 27V28H201ZM236 27V28H235ZM175 28V29H174ZM240 28H242V29H240ZM245 28V29H244ZM248 28V29H247ZM261 28V31L260 30H258V29H260ZM237 29V30H236ZM252 31H251V30ZM178 31V32H176V31ZM184 30H185V32H184ZM238 30H240V33H239V31ZM245 31V33H244V36H243V32ZM248 30V31H247ZM250 30V31H249ZM187 31H189V32H187ZM238 31V32H237ZM243 31V32H242ZM254 31V32H253ZM255 31H260V32H255ZM187 32V33H186ZM229 32V33H228ZM249 32H251V33H249ZM195 33H197V34H195ZM231 33V34H230ZM252 33H253V35H255V37L254 36H252ZM193 34H195V35H193ZM229 34V35H228ZM235 34V40H237L238 38H239V40H237L236 41V44H235V40L233 39L232 40V42H230L231 44L228 46V47H226L225 46V49H223L222 48V51H221V49H220V52L218 51L217 53H216V55L217 56H215L213 59H211V52H212V49H214V47H215V45H216V47H218L220 44H222L225 40H227V39H229V37H231V36H233ZM238 34V35H237ZM239 34H241V35H239ZM245 34H246V36H245ZM249 34H250V36H249ZM237 35V36H236ZM194 36V37H193ZM240 36V37H239ZM242 36V37H241ZM249 38H248V37ZM226 37V38H225ZM247 37V38H246ZM251 37V38H250ZM252 37H253V39L255 38H257L256 40H253V42H252ZM191 38V39H190ZM241 38V39H240ZM176 39H177V41H179V42H176ZM222 39H223V41H222ZM243 39H245V40H243ZM246 39H247V41H246ZM250 39H251V41H250ZM188 40H192L193 42H192V44H188L187 42H188ZM183 41V42H182ZM219 41V42H218ZM248 41H249V44H248ZM176 42V43H175ZM221 42V43H220ZM243 42V43H242ZM252 42V43H251ZM182 45H181V44ZM217 43V44H216ZM242 43V44H241ZM246 43H247V45L249 46H252V48L250 47H248L247 45H246ZM188 44V45H187ZM195 44H197V45H195ZM233 44V45H232ZM241 44V48H242V50H243V48H244V51H246V50H248V49H252V50H248V52L246 51V52H243V51H240L241 49H240V45ZM103 45L104 46H106L105 47V50H104V47H103ZM102 45V48H103V50L101 49V52H103V53H99V55H98V57L97 58H95V59H93V61H92V63H91V65H89L87 68V70L83 73V76L81 75V76H77V75H75L74 77H72L70 80H64V82L62 81V83H60V84H62V86H60V84H59V86L58 87H60V88H57L58 90H56L58 93H59V95H61L62 94V92H68V91H70L71 89L70 88H74V87H76L80 82H82L83 80H84V78L83 77H86V76H88V75H90V74H93V73H101V69H102V72L105 70V68H103L104 66H102V64L103 65H105V59H106V57H108V56H110L109 54H111L112 55V53L115 51V49L113 48V47H111V45L110 44H103ZM179 45L180 47H183V48H178L177 46ZM218 45V46H217ZM246 45V46H245ZM166 46L167 45H165L164 46V48H166ZM174 46H175V48H174ZM209 46H211L210 48H208ZM230 46H232L231 48H230ZM244 46V47H243ZM213 47V48H212ZM215 47V48H216ZM235 47V48H234ZM239 47V48H238ZM245 47H247V49L245 48ZM177 48V49H176ZM234 48V49H233ZM114 49V50H113ZM208 49V50H207ZM210 49V50H209ZM227 49V50H226ZM229 49V50H228ZM238 49V50H237ZM174 50V51H173ZM239 51V52H237L236 54L233 52V51ZM257 50V51H256ZM210 51V52H209ZM227 51H229V54L228 53H226ZM256 51V52H255ZM111 52V53H110ZM234 53L233 55L235 56H233L231 53ZM250 52V53H249ZM252 52V53H251ZM254 52V53H253ZM243 54V55H241V54ZM188 54V55H187ZM222 54H224V55H222ZM255 54V55H254ZM185 55H186V57H185ZM191 55H192V58H191ZM222 55V56H221ZM232 55V56H231ZM224 56V57H223ZM228 56H230V58H231V62H232V59H233V63H231V62H229V63H227V61L225 62V64H224V61L225 60H229L230 58L228 57ZM145 57V58H144ZM226 57V58H225ZM227 57L229 58V59H227ZM247 57V58H246ZM105 58V59H104ZM185 58V59H184ZM198 58V59H197ZM219 58H221V59H219ZM224 58V59H223ZM142 59H144V62L146 61V60H149V57L148 56H143L142 58H139L138 59V61H143ZM146 59V60H145ZM194 61H193V60ZM208 59H211L212 61H210V60H208ZM103 60H104V62H103ZM185 60V61H184ZM242 60H240V62H242ZM158 61H161V57L158 55V53L157 54H155L153 57H152V64L154 65V64H156V63H158ZM206 61V62H205ZM230 61V60H229ZM103 62V63H102ZM113 62V61H112ZM110 63L111 64V66L109 67L110 69H114L115 71V73H113L112 75H110L109 77L111 78L113 75H115V74H121L120 75V78L121 79H124L125 77L127 78V77H129V76H131V74L132 75H134V74H136L137 73V69H138V67H137V65H134V66H130V67H128V68H126V67H124L125 65H124V63L122 64V63H119V66H117L118 64V62L119 61H117V60H114V62L116 63V64H114V63ZM120 62H122V60H120ZM194 62V63H193ZM210 62V63H209ZM224 64H222V63ZM188 65V67H190V68H188V67H186L187 65ZM193 65H192V64ZM198 63V64H197ZM201 63V64H200ZM203 63V64H202ZM217 63V64H216ZM220 63H221V65H220ZM113 64V65H112ZM183 64H185V65H183ZM209 64V65H208ZM228 64V65H227ZM230 64V65H229ZM182 65H183V67H182ZM190 65V66H189ZM192 65V66H191ZM201 65H204L205 67H206V65H208L207 67H206V69H205V67L204 66H201ZM220 66V68H219V66ZM117 66V67H116ZM195 68H194V67ZM215 66V67H214ZM218 66V67H217ZM224 66V67H223ZM112 67V68H111ZM125 69H124V68ZM180 67V68H179ZM184 67H186V70H189V71H187V74L184 72ZM201 67V68H200ZM202 67H204V68H202ZM212 69L213 67H214V69H210V68ZM200 68V69H199ZM229 68H231V67H229ZM260 68V69H259ZM104 69V70H103ZM117 69H119V70H117ZM181 69H183V70H181ZM197 69H199L200 71H201V73H200V71L198 70V72L197 71H195V70H197ZM202 69H203V71H202ZM128 70V71H127ZM136 72H134V71ZM149 70H151V67L148 69V71ZM204 70H205V72H204ZM207 70H208V73H207ZM259 70V71H258ZM122 71V72H121ZM123 71H124V73H123ZM176 71V72H175ZM195 71V72H194ZM263 71V72H262ZM121 72V73H120ZM179 72V74H177ZM191 72H192V74H191ZM126 73H128V75L126 74ZM181 73V74H180ZM182 73H185L184 74V76H183V74ZM188 73L189 74H191V75H188ZM197 73H198V75H199V73H200V75L201 76H198L197 75ZM209 73H211V74H209ZM260 73H262V74H260ZM174 74V75H173ZM195 74V75H194ZM203 74H205V75H203ZM221 74V73H220ZM102 75H104V74H102ZM101 75V76H102ZM123 75V76H122ZM125 75H127V76H125ZM183 76V78L180 76ZM186 75V76H185ZM19 77H21V75H19V74H14V75H12V76H10L9 78H7L6 79V81H11V80H14L15 78L17 79V78H19ZM179 77V78H178ZM200 77V78H199ZM204 77V78H203ZM125 78V79H126ZM102 81H105V80H108V76H102ZM144 78H142V79H140L137 83H139L140 81H142ZM197 79H198V81H197ZM80 80V81H79ZM187 80H188V82H187ZM193 80V81H192ZM192 81V82H191ZM263 81V82H262ZM66 82V83H65ZM68 82V83H67ZM71 82V83H70ZM79 82V83H78ZM194 82V83H193ZM196 82V83H195ZM63 83H65L64 85H63ZM160 83H161V85H160ZM177 83V84H176ZM190 83H193V85H191ZM203 85H202V84ZM256 83V84H255ZM3 84V83H2ZM2 84L0 85V86H2ZM71 86H74V87H71ZM75 84H76V86H75ZM97 85H96V89L98 88L97 86H98V82L96 83ZM68 85V86H67ZM127 85V84H126ZM177 85V86H176ZM195 85H196V87H195ZM128 86V88L129 89H132V87H134L135 86V84H128L127 85ZM132 86V87H131ZM176 86V87H175ZM181 86L183 87V89H185L184 91H183V89H181ZM199 86V87H198ZM63 87V88H62ZM67 87H70L69 89H67ZM151 87V88H150ZM171 87H172V89L174 90V92H173V90L171 89ZM179 88V91H180V94H182V95H177L178 93H179V91L177 90L178 88ZM190 88L189 90L187 89L186 90V88ZM249 87H251V88H249ZM55 88V89H56ZM159 88V89H158ZM197 88V89H196ZM63 89L65 90V91H63ZM95 89V90H96ZM151 89H153V90H151ZM170 89L172 90V91H170ZM182 90V92H181V90ZM203 89V90H202ZM61 90V91H60ZM114 90V91H113ZM148 90V91H147ZM196 90V91H195ZM200 90V91H199ZM229 90V91H228ZM55 91V90H54ZM169 91H170V93H169ZM186 91V92H185ZM189 91H191L188 95H189V98H187L188 97V95L186 96V98H187V100H186V98H185V96L183 95V92H185V93H188ZM198 91V92H197ZM251 91V93H249ZM57 92H53V95H52V98H50L49 100H50V102L52 101V100H55L59 95H58V93ZM66 92V94H69V93H67ZM153 94H152V93ZM176 92V93H175ZM178 92V93H177ZM55 93V94H54ZM149 93H151L152 94V96H150L149 95ZM169 93V94H168ZM173 93H175L174 95H172ZM194 93V94H193ZM229 93V94H228ZM155 94H157V95H155ZM161 96L160 98H162L163 97V100H160V98L158 97L159 95ZM171 94V95H170ZM197 94V95H196ZM227 94V95H226ZM242 94H243V96H242ZM56 95V96H55ZM168 95V96H167ZM172 96L171 98L173 99V97L174 98H176V101H178V102H176L174 99V102H175V104H174V102L172 101V103L175 105V106H173V104L171 103V101H170V96ZM175 95L176 96H179V98L178 97H175ZM233 95V96H232ZM148 96V97H147ZM153 96H154V98H153ZM182 98H181V97ZM191 96V97H190ZM227 96V97H226ZM235 96V97H234ZM237 96V97H236ZM238 96H239V98H238ZM142 97V98H141ZM144 97L146 98V99H144ZM151 97V98H150ZM168 97V98H167ZM184 97V98H183ZM241 97V98H240ZM55 98V99H54ZM148 98H149V101H148ZM152 98H153V100H152ZM200 98V99H199ZM238 98V99H237ZM246 98V99H245ZM137 99V100H136ZM138 99H141L142 101H139ZM157 99L160 101V102H162V103H159V101H157ZM178 99V100H177ZM181 99V100H180ZM182 99H185V100H182ZM202 99V100H201ZM228 99V100H227ZM233 99V100H232ZM49 100L47 101V103L49 102ZM108 100V101H109ZM132 100V101H131ZM144 100V101H143ZM148 101L149 102V105H151V106H147L148 105V103L147 102H145V101ZM198 100V101H197ZM200 100L202 101L200 104H198L199 102H200ZM256 100H258V102H256ZM138 103V105H137V103ZM153 101V102H152ZM155 101H156V103L158 104L159 103V106L155 103ZM182 101V102H181ZM188 101V102H187ZM205 101V102H204ZM217 101H218V103H217ZM227 103H225V102ZM232 101V102H231ZM234 101V102H233ZM248 101V102H247ZM251 101H253V103L251 102ZM141 102V103H140ZM222 102V103H221ZM228 102H229V104H228ZM256 102V103H255ZM260 102V103H259ZM136 103V104H135ZM139 103H140V105H139ZM142 103H143V105L144 104H147V105H145V106H147V107H145V106H143L142 105ZM154 104L155 103V106L154 105H152V104ZM181 103V104H180ZM186 103V104H185ZM214 103V104H213ZM238 103V104H237ZM250 103V104H249ZM133 104H135V106H137L138 107V109H136L137 107H135ZM161 104L163 105L164 104V106L165 107H163V106H161ZM179 104V105H178ZM183 104V105H182ZM193 104V106H191ZM201 104H203V105H201ZM221 104V105H220ZM244 104V105H243ZM248 104V105H247ZM259 104V105H258ZM142 105V106H141ZM182 105V106H181ZM213 105V106H212ZM216 105V106H215ZM223 105V106H222ZM224 105H226V106H224ZM236 105V106H235ZM246 105V106H245ZM254 105H256L255 107H254ZM99 106V107H98ZM128 106H130V107H128ZM155 107V108H158L156 111L155 110H153V108H150V107ZM161 106V107H160ZM172 106V107H171ZM179 106V107H178ZM199 106V107H198ZM204 106V108H202V110H201V107H203ZM215 106V107H214ZM72 107V108H71ZM98 107V108H97ZM117 107V106H116ZM142 107V108H141ZM159 107L161 108V110H163V112L162 111H159ZM168 107V108H167ZM175 107H177V108H175ZM189 107V108H188ZM191 107V108H190ZM206 107V108H205ZM221 107V108H220ZM235 107V109H233V108ZM243 107V108H242ZM252 107H254V108H252ZM141 108V109H140ZM144 108V109H143ZM163 108V109H162ZM166 108V109H165ZM171 108H173V109H171ZM185 108H187V110H185ZM208 108H210V109H208ZM219 110H218V109ZM224 108H226V109H224ZM244 108H248V109H250V111H253V115L249 118L250 119V122H251V125H250V127L249 128H247V129H245L243 132H242V134H237V136H234V135H230V134H228L227 136H224L223 134H222V132L218 129V126L219 125H222V124H225V122H228L230 119H232V117L234 118V117H236L237 115V113L238 112H240V110L241 109H244ZM69 109V110H68ZM74 109V110H73ZM97 109V111H95ZM101 109V110H100ZM129 111H128V110ZM133 109V110H132ZM150 109L152 110V112H151V115L152 116H150V115H148L149 113H150ZM170 111H169V110ZM189 109H190V111H189ZM223 109V110H222ZM230 109V111H228ZM71 110H73V111H71ZM115 110V111H114ZM117 110V111H116ZM118 110H120V111H118ZM124 112H122V111ZM128 111V112H130V113H126L125 111ZM141 110V111H140ZM144 110V111H143ZM168 110V111H167ZM180 110H181V112H180ZM182 110H185V111H182ZM207 110V111H206ZM209 110H211L210 112H209ZM235 110H237V111H235ZM113 111L116 113V116H115V113H113ZM132 111L134 112L135 111V113H133L134 114V119H133V114H132ZM140 111V112H139ZM143 111V112H142ZM146 111L148 112V113H146ZM224 113H223V112ZM229 112V115H228V112ZM234 111V112H233ZM97 112V113H96ZM100 112V113H99ZM105 112H106V114H105ZM120 112H122V113H120ZM137 112V113H136ZM157 112V113H156ZM160 112V113H159ZM166 112V113H165ZM178 112V115H179V113L181 114L180 116H178L177 114H175V115H172V114H174V113H177ZM186 112V113H185ZM188 112V113H187ZM191 112V113H190ZM198 112V113H197ZM204 112H206L205 114H204ZM209 112V113H208ZM218 112V113H217ZM231 112H232V114H231ZM69 113V114H68ZM96 113V114H95ZM119 113V114H118ZM139 113H140V115H139ZM142 113H145L144 115L142 114ZM211 113V114H210ZM226 113V114H225ZM102 114H105L104 116L102 115ZM111 114V115H110ZM113 114V115H112ZM129 114H131V115H129ZM155 114V115H154ZM158 114H160V116L158 115ZM184 114V116H182ZM189 114V115H188ZM217 114H219V115H217ZM93 115V116H92ZM96 115V116H95ZM99 115H101V116H103L102 118H100L101 116H99ZM118 115V116H117ZM126 117H125V116ZM136 115L137 116H139V118L138 117H136ZM157 115L159 116V118H157ZM169 115V117L168 118H166L167 116ZM171 115L174 117V119H175V123H174V119H173V117H171ZM177 115V116H176ZM197 115V116H196ZM200 115H202V116H200ZM212 115H213V117H214V115H215V117L214 118H216V119H213V117H212ZM236 115V116H235ZM95 116V117H94ZM106 116V118H105V121L107 122H105L104 121V117ZM109 116V117H108ZM112 116H113V118H112ZM115 116V117H114ZM132 116V117H131ZM142 117V119L144 120H142V119H140L141 117ZM155 116V118H157V119H153V117ZM162 116V117H161ZM175 116H176V118H175ZM187 116V117H186ZM217 116V117H216ZM218 116H219V118H218ZM221 116V117H220ZM224 116H225V118H224ZM230 116V117H229ZM93 117H94V119H93ZM96 117H98V118H96ZM111 117V118H110ZM120 117V118H119ZM123 117H125V118H122ZM131 118V120H130V118ZM181 118L180 120L179 119H177V118ZM197 117V118H196ZM202 117V118H201ZM212 117V118H211ZM255 117H257V118H255ZM108 118H110V119H108ZM115 118H117V119H115ZM126 118H128L129 120H127ZM137 118H138V120H137ZM152 120V122H150L151 120ZM162 118H166V120L168 119V121H166L167 123L168 122H173V124H170V123H168V124H170V125H166V122H165V120L164 119H162ZM185 120H184V119ZM192 118V119H191ZM199 118V119H198ZM211 118V119H210ZM226 119V120H224V119ZM255 118V119H254ZM85 119V120H84ZM98 119V120H97ZM101 120V122H100V120ZM115 119V120H114ZM119 119V120H118ZM127 120L128 121V123H129V121H130V124L129 125H132V124H134V123H132L134 120H136V121H134L136 124H134V125H136L137 126V124H139V125H143L142 123H146V121L147 120H150V121H148V123H151L150 125H144V126H146L145 128H142L141 130H138V131H140V132H138V134L137 133H133V135H130L129 133H132L133 132V130H132V128H134V125H133V127L132 126H128V124H127V126L128 127H126V123L125 122H127V121H122V120ZM132 119H133V121H132ZM147 119V120H146ZM170 119H172V120H170ZM183 119V120H182ZM190 119V120H189ZM196 119H198V120H196ZM211 121H210V120ZM224 120V121H222V120ZM42 120V118L39 120V121H41ZM67 120V121H66ZM94 120V121H93ZM98 121V123L100 122V123H102L103 121L105 122V124L104 125H102V124H98L97 123V121ZM120 120H121V122H120ZM141 121V124L139 123L140 121ZM146 120V121H145ZM156 120V121H155ZM170 120V121H169ZM182 120V121H181ZM209 120V121H208ZM221 120V121H220ZM252 120H253V122H252ZM38 121V122H39ZM93 121V123L91 124L90 122H92ZM118 121H119V123H120V125L121 124H123L124 123V127H122L121 128V126H117V124H119L118 123ZM132 121V122H131ZM137 121H139V122H137ZM154 121H155V123H154ZM180 121V123H181V125L180 126H178L180 123H178V124H176L177 122H179ZM192 121H194V122H192ZM198 121V122H197ZM209 122V123H207V122ZM217 121H220L221 123L220 124H218L219 122H217ZM78 122V123H77ZM80 122V123H79ZM83 122H84V124L86 123V126L84 127L85 129L84 130H86V129H88V130H86V131H84L82 128L80 129V128H78L77 126H79V127H83L84 126V124H83ZM117 122V123H116ZM123 122V123H122ZM160 122V123H159ZM161 122H163V123H161ZM195 122H197L196 124H194ZM207 123V125H206V123ZM88 123H90L91 124V126H90V124H88ZM96 123V124H95ZM114 123H115V125H114ZM132 123V124H131ZM159 125H161L162 126V128H161V126H159ZM186 123V124H185ZM191 123H192V125H194V126H196V127H193L192 125H191ZM205 123V124H204ZM59 124V125H58ZM61 124V125H60ZM65 124H68V126L67 125H65ZM76 124H78V125H76ZM82 124V126H80V125ZM95 124V125H94ZM109 124H111V125H109ZM114 126H116V127H119L118 129H116L115 127H113V125ZM185 124V125H184ZM190 124V125H189ZM201 124V125H200ZM204 124V125H203ZM213 124L216 126H213ZM88 125V126H87ZM94 125V126H93ZM98 127H101V128H97V126ZM138 125V127H142V126H139ZM158 125V126H157ZM163 125H164V127H163ZM175 125V126H174ZM200 125V126H199ZM57 126V127H56ZM92 126H93V128H92ZM109 127V129H107L108 127ZM143 126V127H144ZM176 126H178L177 128H176ZM189 126H191V128H192V130H191V128L189 127ZM203 126V127H202ZM207 126V127H206ZM90 127L93 129H90ZM106 128L107 129V131L109 130V132H111V131H119V129H121L119 132H121L125 127H126V129L127 128H131V129H129L130 131L132 130V132H130L128 129H127V132H125V130L124 131H122V132H124L123 134L121 133V135H120V133L119 132H115L116 134H118L119 135V137L118 138H120L119 140H121V137H123V136H127L128 137V139L126 138L125 140L123 139V141H127V142H123V141H119V140H116V139H118V138H116L115 137V139H114V136H116V134L114 133V132H112V133H114V134H112V136H111V134L109 133V132H107L106 131V129H104V128ZM138 127H136V128H138ZM157 127H160V129L159 128H157V131H156V128ZM181 127V128H180ZM197 127H199V129L197 128ZM200 127H201V129H200ZM66 128V129H65ZM76 128V129H75ZM77 128H78V132L76 131L77 130ZM112 128L114 129V130H112ZM136 128H134V129H136ZM166 130H165V129ZM187 128V129H186ZM195 128L196 129H198V131L196 130L195 131ZM211 128V129H210ZM216 128V129H215ZM59 129V130H58ZM68 129V130H67ZM73 129H75V131L73 130ZM102 129V131H104V134L105 135H103V132L101 131V132H98V131H100V130ZM138 129H140V128H138ZM145 129V130H144ZM174 129V130H173ZM175 129H176V132H175ZM178 129V130H177ZM213 129L215 130V131H213ZM74 132H73V131ZM81 130V131H80ZM151 130H152V132H151ZM155 130V131H154ZM159 130V131H158ZM165 130V131H164ZM184 130H187V131H184ZM189 130V131H188ZM193 131L192 133H194V135L191 133V131ZM205 131V132H202V131ZM82 132V133H80V132ZM84 131V132H83ZM110 135V136H108L109 138H107V133ZM142 131V132H141ZM162 131V132H161ZM164 131V132H163ZM86 132V133H85ZM95 132H97V133H99V134H101L100 136L96 133L95 134ZM129 132V133H128ZM137 132V131H136ZM187 132V133H186ZM218 132V133H217ZM61 133V134H60ZM67 133V134H66ZM71 133V134H70ZM74 133V134H73ZM90 133V134H89ZM125 133H128L127 135L125 134ZM149 134V135H147V134ZM153 133V134H152ZM168 135H167V134ZM172 133H173V135H172ZM182 133V134H181ZM189 133H191L193 136L191 137V135H189ZM203 133V134H202ZM66 134V135H65ZM72 134H73V136H72ZM75 134H77V135H75ZM80 134V135H79ZM82 134V135H81ZM97 135V136H99V137H97L96 136V138H95V136H93V135ZM107 134V135H106ZM138 136H137V135ZM142 134H144V136H141ZM145 134H146V136H145ZM164 134H166V135H164ZM208 134V135H207ZM215 134V135H214ZM218 136H217V135ZM219 134H220V136H219ZM69 135H71V138H70V140H68L69 138H68V136ZM74 135L76 136V137H74ZM92 135V136H91ZM117 135V136H118ZM123 135V136H122ZM136 135V136H135ZM162 135V136H161ZM164 135V136H163ZM170 135V136H169ZM174 135H175V137H174ZM181 135V136H180ZM200 135V136H199ZM202 135V136H201ZM56 136V137H55ZM62 136V137H61ZM77 136L79 137L80 136V138H78V140H76V138H77ZM86 136V140H88V142H90V143H92L91 145H89L88 144V142L84 139V137ZM88 136H90V137H88ZM104 136V137H103ZM130 136H132L133 137V139H135V140H133L132 139V137H130ZM179 136V137H178ZM70 137V136H69ZM75 139H74V138ZM88 137V138H87ZM101 137H103L107 142H110V141H112L113 139L116 141V142H113V144H109L107 147H106V151L108 150V152H106L105 153V150L104 149H102V150H100L101 148H103V147H100V145L101 146H103L104 144L103 143H106L105 141H103V140H100V139H103V138H101ZM111 137H113L112 138V140H111ZM131 138V141H130V138ZM135 137V138H134ZM136 137L138 138V141H137V139H136ZM142 139H141V138ZM143 137H145V138H143ZM162 137V138H161ZM178 137V138H177ZM184 137H186L185 139H184ZM207 137V138H206ZM218 137V138H217ZM242 137H243V139H242ZM68 138V139H67ZM95 138V139H94ZM156 138H159L158 136L156 137ZM173 138V139H172ZM177 138V139H176ZM188 138V139H187ZM190 138V139H189ZM200 139V140H198V139ZM203 138V139H202ZM212 138V139H211ZM238 138V139H237ZM60 139V140H59ZM68 140L67 141V143H66V141L65 140ZM82 139V140H81ZM83 139L85 140V142H86V146L84 145L85 144V142L83 141ZM90 139V140H89ZM93 139V140H92ZM97 139V140H96ZM141 139V140H140ZM154 139V140H153ZM176 139V140H175ZM222 141H221V140ZM225 139V140H224ZM226 139H227V141H226ZM242 139V140H241ZM45 140H47V141H45ZM73 140V141H72ZM76 140V141H75ZM110 140V141H109ZM139 140H140V142H139ZM174 140V145H173V143H172V141ZM181 140V142H183V143H181V142H179ZM190 140V141H189ZM196 140V141H195ZM200 142H198V141ZM247 140V141H246ZM4 141H5V138H0V145L2 144V143H4ZM63 141H65L64 143H65V145L63 146L62 145V142ZM69 141H72L73 143H69ZM79 141H80V143H79ZM92 141V142H91ZM99 142L100 144H98L97 142ZM101 141V142H100ZM117 141H119V142H117ZM141 141H144L143 143H144V145H146L145 147L143 146V148L141 147V148H139L140 146H142V144H141ZM194 143H193V142ZM210 141V142H209ZM218 141V142H217ZM242 141H245V142H242ZM57 142V143H56ZM76 142V143H75ZM84 143V144H82V143ZM93 142L95 143V144H93ZM103 142V143H102ZM122 142V143H121ZM135 142V143H134ZM139 142V143H138ZM145 142H147L146 144H145ZM151 142V143H152ZM192 142V144H190ZM222 142H224V143H222ZM49 143V144H48ZM54 143V144H53ZM59 143V144H58ZM61 143V144H60ZM63 143V144H64ZM75 143V144H74ZM102 143V144H101ZM116 143H118V144H116ZM131 143H132V147H131ZM134 143V144H133ZM137 143V145L135 146V144ZM161 143V144H160ZM181 143V144H180ZM186 143V144H185ZM220 143H222V145L220 146ZM244 143V144H243ZM47 146H46V145ZM56 144V145H55ZM67 144H70V146L69 145H67ZM79 144V145H78ZM88 144V145H87ZM120 144V145H119ZM127 145V147H131L132 149H128V148H126V145ZM173 145V146H169V145ZM206 144V145H205ZM219 144V145H218ZM247 144V145H246ZM59 145H61V147H59ZM75 145H78V146H80V145H82V147H83V149L81 148V146L78 148L77 147V151H75L74 149L76 148V146ZM96 145V146H95ZM99 145V146H98ZM125 145V146H124ZM192 145V147H190ZM54 146V147H53ZM56 146V147H55ZM85 146V147H84ZM88 146V147H87ZM110 146V147H109ZM112 146V147H111ZM118 146V147H117ZM125 147V149H124V147ZM167 146V147H166ZM178 146V147H177ZM38 147H40L39 149H41L40 151H39V149H37V150H35L36 148H38ZM45 147V148H44ZM53 147V148H52ZM74 149H73V148ZM90 147H92V148H90ZM93 147L96 149H94V151L93 150H91V149H93ZM98 149H97V148ZM120 148L121 149V147L123 148L121 151H123V152H120V150H115V152H118V153H124L125 151L126 152H129V153H127V154H122L123 156H124V158L122 157V156H119V154L118 155H114V154H116L115 152H114V149L115 148ZM129 147V148H130ZM137 147V151H135L136 148ZM166 147V148H165ZM215 147V148H214ZM218 147H219V149H218ZM50 148V149H49ZM52 148V149H51ZM55 148L57 149V148H59V149H57V150H55ZM84 148H88V150L91 152L92 151V153H90V152H88L89 154H91V156L89 155V154H87V152L86 151H88L87 149H85L84 150ZM114 148V149H113ZM116 148V149H117ZM142 149V150H139V149ZM177 148V149H176ZM188 148V149H187ZM46 149V150H45ZM68 149H70V150H68ZM79 149H80V152L81 151H83V153H84V155L86 154V155H88V157H91V158H88L87 156H85V158H83L84 157V155L82 156V154L83 153H79ZM109 149H110V151H109ZM127 149V150H126ZM145 149V150H146ZM187 151H186V150ZM193 149V150H192ZM216 149H218V150H216ZM232 149V150H231ZM25 150V151H24ZM34 150V151H33ZM51 151V154H49L50 153V151ZM52 150L54 151V152H52ZM64 150H68L66 153H65V151ZM73 150H74V152H73ZM113 150V151H112ZM130 150V151H129ZM157 150H159L157 153H156V151ZM165 150H166V152H165ZM168 150V151H167ZM177 150V151H176ZM181 150V151H180ZM25 153H24V152ZM36 151V152H35ZM37 151H38V153H39V155L37 154L36 155V153H37ZM48 151V152H47ZM58 151H60L59 153H57ZM71 151V152H70ZM97 151H98V153H97ZM99 151H101V152H99ZM133 151H135V152H133ZM162 151L165 153V155H164V153H162ZM176 151V152H175ZM191 151V153H189ZM200 151V152H199ZM227 151H229V153H227ZM23 152V153H22ZM27 152H30L29 154L27 153ZM32 152H34V153H32ZM40 152H43V154H41ZM46 152V153H45ZM63 152V153H62ZM70 152V153H69ZM94 152V153H93ZM112 152L114 153L113 155L115 156H113L112 155ZM170 152V153H169ZM175 152V153H174ZM194 152H199V153H194ZM206 152V153H205ZM261 152V155L259 154ZM31 153H32V155H31ZM78 153H79V156H78ZM100 153H102L103 154V156L102 155H100ZM263 153V154H262ZM28 154V155H27ZM48 156H47V155ZM55 154V155H54ZM66 154V155H65ZM68 154H71V155H69V157H70V159L71 158H73V160L71 159H69V161L70 162H72V163H70L69 161L67 162V156H68ZM75 154H77V155H75ZM94 154L96 155L95 157H94ZM105 154V155H104ZM120 154V155H121ZM131 154V155H130ZM151 154V155H150ZM160 154V155H159ZM170 154V155H169ZM172 154V155H171ZM174 154H176V155H174ZM188 154V155H187ZM193 154L195 155V157H198V156H203V155H205L206 156V158H207V163L208 164H212V169H211V167H210V170H209V173L208 174H210L211 176H212V179H211V183H210V185L209 186H207V187H204V189H195L194 187H192V188H189V189H186L184 192H183V197H182V199L179 201V203L178 202H175V201H173L174 199H168L167 198V201H169L170 203H168L167 202V210H168V212L167 211H164V210H162L161 208L158 210V212H157V214H156V217L154 216L153 218H152V220H151V222H150V218H149V215H147L148 214V204L145 202L146 201V198H148V197H150V199L152 198H155L158 194H159V190L162 188V187H164V185L166 186V185H171V184H175V183H177V181H178V179L179 178H184L186 175H188V173L192 170V168H193V166L196 164V160H195V157L193 156ZM223 154H225L224 156H223ZM17 155V156H16ZM36 155V156H35ZM41 155V156H40ZM43 155V156H42ZM45 155V156H44ZM50 155V156H49ZM66 156V157H64V156ZM73 155V156H72ZM102 156L103 157V159L101 158V157H99V156ZM110 155V157L113 159V160H115V161H113V165H110V164H112V160H110L109 161V159H110V157H109V159H108V161L106 160V157L108 158V156ZM129 155V156H128ZM156 155V156H155ZM166 156V157H162V156ZM168 155V156H167ZM198 155V156H197ZM18 156H19V159H18ZM32 156V157H31ZM34 156V157H33ZM37 156H40L39 158L37 157ZM47 156V157H46ZM52 156H54V157H52ZM82 156V158H83V160L85 161H83L82 159H80L79 157H81ZM98 156V157H97ZM104 156H105V159H104ZM113 156V157H112ZM132 156L130 157V159L132 158ZM222 156V157H221ZM51 157V158H50ZM60 157V158H59ZM87 157V158H86ZM122 157V158H121ZM168 157L170 158V157H172V158H170V159H168ZM184 157H186V158H184ZM191 157V158H190ZM210 157V158H209ZM221 157V158H220ZM224 157V158H223ZM13 158L14 159H16V161L15 160H13ZM37 159V161L35 160H32V159ZM64 159V161L66 162V163H62L61 162V160L63 161V159ZM74 158H75V160H74ZM77 158V159H76ZM78 158L80 159V160H82L83 161V163H84V165L82 164V162H81V165L83 166V167H81V168H83L82 169V171L84 170V169H86V167L88 168V169H86V170H84V172H82L81 171V169L80 168H77V166L78 167H80L81 165H80V162L78 163ZM95 160H97V158H98V161L96 162V160H95V162L93 161V159ZM102 160H101V159ZM118 158H120V159H118V161L120 160L121 162L119 163H117L116 162V160ZM158 158V159H157ZM166 158V159H165ZM182 160H181V159ZM220 158V159H219ZM43 159V160H42ZM61 159V160H60ZM90 159V160H89ZM91 159H92V164H91V166H90V164L89 163H91ZM127 159V160H126ZM150 159V160H149ZM162 161H161V160ZM217 159V160H216ZM219 159V160H218ZM1 160H3V161H1ZM21 160V161H20ZM24 160V161H23ZM27 160V164L30 166H28L27 164H26V161ZM31 160H32V162H31ZM53 160H54V163H53ZM60 160V161H59ZM78 160V161H77ZM89 160V161H88ZM105 160V161H104ZM158 160H159V162H158ZM178 160V161H177ZM184 160V161H183ZM7 161V162H6ZM23 161V162H22ZM31 162V164H30V162ZM33 161H34V163H33ZM49 161V163L52 161V163H46V162H48ZM77 161V163L79 164V165H77V163H76V167H73V166H75V162ZM88 161V162H87ZM100 161V162H99ZM107 161V162H106ZM126 161V162H125ZM170 161V162H169ZM177 161V162H176ZM182 161V162H181ZM37 162H39V164L37 163ZM56 162V163H55ZM59 162H61V163H58ZM109 162V167L111 166L112 168L115 166V165H117L118 167H119V169H117L118 167L117 166H115L113 169H111V167L110 168H107V163ZM115 162H116V164H115ZM147 162V163H146ZM163 164H162V163ZM177 163V170H176V172L173 174V176H172V178H170V179H164L163 178V172L164 171H166L167 169H169L170 168V166L173 164V163ZM13 163H14V165H13ZM18 163V164H17ZM33 163V164H32ZM68 163V164H67ZM70 163V164H69ZM74 163V164H73ZM85 163L87 164L88 163V165H85ZM95 163V164H94ZM102 163H105V164H102ZM122 163V164H121ZM128 163V162H127ZM150 163V164H149ZM155 163V164H154ZM157 163V164H156ZM169 163V164H168ZM8 164V165H7ZM9 164H10V166H13V168L12 167H7V166H9ZM45 164V165H50L49 166V168H48V165L47 166H45L44 165V167H43V165ZM65 164V165H64ZM72 164H73V166H72ZM94 164V165H93ZM115 164V165H114ZM120 164H121V166H120ZM152 164H154V165H152ZM168 164V165H167ZM256 164V165H255ZM5 165H7L6 166V168L8 169L7 171H6V169H4L5 167L4 166ZM18 165V166H17ZM36 165H38V166H36ZM39 165L41 166V167H43L42 169H43V171H41L40 169H41V167H39ZM60 166V167H62V168H59V167H57V171L58 172H60V173H57V171H56V168L55 167H51V166ZM62 165V166H61ZM66 165H68V166H66ZM70 165H71V167H70ZM99 165H102L103 166V168H100L101 166H99ZM104 165H106V167L104 166ZM167 165V166H166ZM3 166V167H2ZM17 166V167H16ZM21 166V167H20ZM24 168H23V167ZM25 166H26V168H25ZM33 166V167H32ZM84 166H86V167H84ZM165 166V167H164ZM1 167L3 168V169H1ZM15 167V168H14ZM19 167V168H18ZM29 168V170H28V168ZM39 167V168H38ZM50 167H51V169H53V171L51 170V171H48V169L50 170ZM65 167H67V168H69L70 167V169L68 170V169H66ZM91 167V168H90ZM94 167H97V168H99L100 170H101V172L99 173L98 171H99V169L97 170V168H94ZM122 167V168H121ZM146 167H148V168H146ZM153 169H152V168ZM160 169H159V168ZM242 167V168H241ZM12 168V171H10V169ZM21 168V169H20ZM54 168H55V170H54ZM58 168L60 169V170H58ZM63 168H64V171L65 172H63V174H65V175H63L62 174V170H63ZM94 168V169H93ZM104 168H106V169H104ZM158 168V169H157ZM163 168V169H162ZM17 169V170H16ZM25 169V170H24ZM36 169V170H35ZM62 169V170H61ZM78 169H79V171H78ZM89 169H90V171H91V173L92 174H97V176L99 175V177H101L100 175L101 174H103V175H105V176H103V177H101V178H99V177H97L96 176V174L94 175V176H96L95 178H99L98 180L100 181H98L97 179H95L94 178V176L92 175V177H89V178H87L88 176H91V174H90V171H89ZM103 169H104V171H103ZM107 169H111V170H109V172H108V170ZM116 169H117V171H116ZM142 169H143V171H142ZM146 169V170H145ZM159 170V171H157V170ZM255 169H257V170H255ZM19 170V171H18ZM68 170V171H67ZM70 170H77L78 172H80V173H78L77 174V171H76V173L74 174L73 172H72V174H69V173H71L70 172ZM87 170H88V172L89 173H87ZM92 170H94V171H92ZM107 170V171H106ZM145 170V171H144ZM149 170H151V171H149ZM155 170V171H154ZM255 170V171H254ZM261 170V171H260ZM5 171V172H4ZM16 171V172H15ZM25 171V172H24ZM37 173H36V172ZM45 171H47L46 172V174H45ZM54 171H55V173H54ZM67 171V172H66ZM99 173H97V172ZM102 171H103V173H102ZM108 172L107 174L109 175V173L112 175V176H114V174H115V176L114 177H112L111 175H109V177H107L108 175H106V172ZM110 171H113V172H110ZM114 171H115V173H114ZM118 171H120L119 173H118ZM149 171V172H148ZM157 171V172H156ZM8 172H9V175H8ZM24 172V174H21V173H23ZM29 172L32 174V172H34V173H36V174H32L33 176L34 175H36L35 177H32L33 179L31 180V174H30V179H29V177L27 176V175H29ZM41 172H44V173H42V175H41ZM69 172V173H68ZM105 172V173H104ZM117 172V173H116ZM148 172V173H147ZM155 172V173H154ZM158 172H160V173H158ZM162 172V173H161ZM263 172V173H262ZM4 173H7V175L5 174V176H7L6 178H4L3 177V175H4ZM14 173V174H13ZM17 173H18V175L19 176H21V177H19L18 175H17ZM40 173V174H39ZM48 173H49V175H48ZM55 174V175H52V174ZM57 173V174H56ZM68 173V174H67ZM84 173V174H83ZM88 175H86V174ZM114 173V174H113ZM141 173H143V174H141ZM146 173V174H145ZM257 173H258V176H260V177H258L257 176ZM261 173L263 174V175H261ZM25 174H26V176L28 177H26L25 176ZM38 174V175H37ZM60 174V175H59ZM83 174V175H82ZM148 174V175H147ZM43 175H46V178H47V176L49 177V178H47V180H45V178L43 177ZM62 175L65 177V178H67V179H65L64 177H62ZM70 177H69V176ZM80 175H82V177L85 175V176H87V177H85L86 179H88L89 181L92 179V178H94L95 179V182H94V179H92L91 180V182H94V183H96V181H98L97 182V185L95 186V184H93V183H90L89 184V181L87 182V180L85 179V178H81V176ZM158 175H159V177H158ZM16 178H15V177ZM38 176L40 177V178H38ZM58 176V177H57ZM74 178H76V177H78V179L76 178V179H73V177ZM137 176H139L138 178H136ZM141 176V177H140ZM10 177V178H9ZM21 178V179H19V178ZM23 177H24V179L26 180H23ZM27 179H26V178ZM52 177H53V180H52ZM59 177H61V178H63L62 179V181H61V178H60V180H59ZM105 177V178H104ZM112 177V178H111ZM157 177V178H156ZM4 178V179H3ZM39 179V181L40 182H42V184L43 183H45V184H43V185H41L40 183H39V181L37 180V183L39 184L38 185V187H40V185L43 187V188H45L44 190H43V188H42V190H43V193H41L40 191H42L41 189H39L38 187H36L37 185H36V183H35V181H36V179ZM57 178V179H56ZM69 178V179H68ZM72 180H71V179ZM82 180V182H81V180ZM110 178V179H109ZM114 178V179H113ZM141 178V179H140ZM144 180H143V179ZM259 178V179H258ZM261 178V179H260ZM9 179V180H8ZM15 179L16 180V182H15V180L13 181V180ZM55 179H56V181H57V183H58V180L60 181L59 182V186L60 187H58V185H57V183H56V185H57V187L55 188L56 190H57V193L58 194H55L56 193V191H55V189L53 188V184L52 183H55L56 181H55ZM102 179H106L105 181H103ZM136 181L137 179H138V181L140 182V184L138 185V186H133V185H130V183L132 182V181H134V180ZM161 179H163V180H161ZM3 180V181H2ZM8 180V181H7ZM11 180V181H10ZM28 180V181H27ZM31 180V182H29ZM43 180V181H42ZM50 180V181H49ZM65 180H66V183L69 185L70 184V182L73 184L74 183V181L73 180H75V182L76 181H79L80 180V184L78 185V183H76L75 185L79 188L82 184H83V182H85V184H88L87 185V187L85 186V184L84 185H82L83 187L81 188H79V189H77L76 188V186L74 187L73 185L72 186H70V188H69V186H66L67 184L65 183ZM68 180V181H67ZM70 180V181H69ZM160 180V181H159ZM252 180H254V181H252ZM1 181H2V184H3V182H4V185H2L1 184ZM18 181V182H17ZM47 181H49L48 182V185L50 184V182H52L51 184L53 185V186H51V184H50V186H46V184H47ZM55 181V182H54ZM63 181H64V183H63ZM142 181V182H141ZM152 181V182H151ZM159 181V182H158ZM10 182V183H9ZM14 182V183H13ZM20 182H21V184H20ZM25 182H28V184H26ZM69 182V183H68ZM102 182H104V183H102ZM161 182H162V184H161ZM9 183V184H8ZM16 183L18 184L17 186H16ZM98 183H99V185H98ZM144 183H146V184H144ZM159 183V184H158ZM8 184V185H7ZM11 184V185H10ZM19 184H20V186H19ZM22 184H23V187H22ZM24 184H25V188H26V190L25 191H23V194H22V189H25L24 188ZM66 184V185H65ZM93 185V187H95V189H99L100 190V188L102 189V190H100L99 192H98V190H94V188L92 187V185ZM101 184V185H100ZM148 184H151L150 185V188H149V185ZM155 184H157V185H155ZM28 185H29V187H28ZM33 185H34V187H33ZM55 185V186H56ZM63 185V186H62ZM154 185H155V187H154ZM160 185V186H159ZM252 187H251V186ZM2 186L4 187L5 186V189L4 188H2ZM7 186H8V188H7ZM14 187V188H12V187ZM16 186V187H15ZM19 186V187H18ZM46 186V187H45ZM54 186V187H55ZM65 186V187H64ZM97 186H99L98 188H96ZM106 186V187H107ZM130 186H132V189H131V191L130 192H127V188H129ZM144 186V187H143ZM248 188H247V187ZM31 187V188H30ZM48 187H51V188H53V190H51V188L49 189ZM68 188V189H66V190H64V188ZM86 188V190H89L90 188L92 189L93 188V190L91 191V189L88 191L89 193H90V195L88 194V192L85 190V188ZM88 187H89V189H88ZM147 187V188H146ZM247 188V189H245V188ZM7 188V189H6ZM11 188V189H10ZM18 188V189H17ZM31 189V192H30V189ZM37 188L38 190H39V192H40V195H39V192H38V190L36 191L35 189ZM48 188V189H47ZM73 188V189H72ZM141 188H143L144 190H142ZM146 188V189H145ZM153 188V189H152ZM243 188V189H242ZM10 189V190H9ZM34 189V190H33ZM60 189V190H59ZM61 189H62V192H64L63 193V196L65 197H63L62 195H59L60 193L62 194V192H61ZM70 189H72L73 191H75L74 189H76V191H78L77 192V194H76V191L75 192H73L72 190H70ZM138 189V190H137ZM140 189V190H139ZM147 189H149V190H147ZM209 189V190H208ZM3 190V191H2ZM4 190H8V193H7V191H4ZM49 190H51V191H49ZM64 190V191H63ZM81 192H80V191ZM151 190V191H150ZM241 190L243 191L242 193H241ZM245 190V191H244ZM18 191H20L19 193H18ZM27 191H29L30 192V194H32V196L29 194V192H28V196L26 195V193H27ZM49 191V192H48ZM69 191H72V192H70V194L68 193ZM93 192L94 194H95V196H96V198L94 197V195H92L93 193H91V192ZM95 191V192H94ZM96 191H97V193H96ZM137 191V192H136ZM149 191V192H148ZM3 192V193H2ZM5 192V193H4ZM10 192V193H9ZM15 192H16V194H15ZM36 192V193H35ZM45 192V193H44ZM48 192V193H47ZM53 192V194L51 195V193ZM55 192V193H54ZM68 194H67V193ZM85 192H87V193H85ZM237 192V193H236ZM249 192V193H248ZM3 194V196H2V194ZM35 193V194H34ZM50 193V194H49ZM67 195H73V196H70L71 198H73V203L71 202V201H67V199H69L70 197L69 196H67ZM74 193H75V197H77V199L74 197ZM78 193H79V197L77 196L78 195ZM80 193H81V195H80ZM82 193H85L86 194V196L88 195V197L89 196H93L94 198H88V197H86L85 198V194H82ZM140 195H139V194ZM146 193H148V194H146ZM238 193H240V194H238ZM248 193V194H247ZM36 194H38V195H36ZM43 194V195H42ZM46 194V195H45ZM47 194H49V195H47ZM97 194V195H96ZM131 194V196H129ZM243 194V195H242ZM247 194V195H246ZM20 195H22L21 197H20ZM24 195V196H23ZM42 195V196H41ZM51 195V196H50ZM53 195H55V196H53ZM234 195V196H233ZM241 197H240V196ZM245 195V196H244ZM7 196V197H6ZM19 196V197H18ZM27 196V197H26ZM32 198H31V197ZM43 196H44V198H43ZM45 196H47L46 198L48 199H46L45 198ZM50 196V197H49ZM58 196V197H57ZM59 196H61V197H59ZM208 196V197H207ZM2 197H4L5 198V200H3L2 199ZM15 197V198H14ZM16 197H17V201H16ZM23 197H25V198H23ZM30 197V198H29ZM35 199H34V198ZM54 199H53V198ZM69 197V198H68ZM81 197L83 198V201H82V199H81ZM143 197V198H142ZM215 197V198H214ZM228 198V204L226 205H224L223 206V204H221V201H222V199L223 198ZM232 197H233V200H231L232 199ZM236 197H237V199H236ZM14 198V200H12ZM21 198V199H20ZM26 198H29L30 200H28L27 199V201H28V203H32L31 201L33 200L34 202H36L37 203V205L35 206L34 204V206H31L32 204H27V201H26ZM37 198H39L40 200H37ZM50 198H52L51 200H53V201H49L50 200ZM56 198H57V202H56ZM58 198H59V200H58ZM64 198V199H63ZM67 198V199H66ZM71 198L69 199V200H71ZM78 198L80 199V201H77L78 200ZM185 198V199H184ZM199 198H200V200H199ZM230 198V199H229ZM8 199V200H7ZM11 199V200H10ZM24 199H25V201H24ZM64 200L65 201V199H66V201H67V204H68V202L71 204L70 205V207H69V205H67V208H70L69 210L71 211H69V212H67V210L68 209H66L65 211H66V214L64 215L63 213H62V211L65 213V211H64V208H66V207H61L62 205L61 204H63L64 206H65V203H66V201L64 202H61L62 200ZM76 201H75V200ZM86 199H89V200H86ZM198 199V200H197ZM236 199V201H234ZM10 200V201H9ZM20 200H22V201H24V203L23 202H21ZM37 200V201H36ZM45 200H47L45 203H47V204H43V202ZM192 200V201H191ZM3 201H6V204H8V208H7V205L5 204V202H4V206L2 205V203H3ZM20 201V202H19ZM30 201V202H29ZM40 201V202H39ZM83 202V204H81L82 202ZM181 201H183V202H181ZM231 203H230V202ZM234 201V204H232V202ZM11 202V203H10ZM13 202V203H12ZM42 203L43 204V206H45V208L46 207H50L51 205H49V203L51 204L52 203V206H54L55 208L54 209H56V210H54L53 209V207L52 208H50L49 210L50 211H48L47 209H45L43 206H40L39 205V203ZM55 202V204H53ZM79 202V203H78ZM129 202V203H128ZM138 202H139V204H138ZM145 202V203H144ZM239 204H238V203ZM14 203H15V205H14ZM20 203H21V205H20ZM22 203H23V206H22ZM57 203H60V205L59 204H57ZM74 203H75V206H73L74 205ZM78 203V204H77ZM11 204V205H10ZM17 204V205H16ZM27 205V206H31V208H29L28 207V209H30V213L29 212H26L25 210H27V209H25L27 206H24V205ZM77 204V205H76ZM81 204V205H80ZM116 204V205H115ZM232 204V205H231ZM14 207H13V206ZM39 205V206H38ZM47 205V206H46ZM49 205V206H48ZM142 205V206H141ZM194 205V206H193ZM5 206H6V209H5ZM12 206V207H11ZM19 206H21L22 208H24L23 210L25 211H21L20 210V208H19ZM78 206V207H77ZM112 206H115L116 208H114L113 209V211H112ZM192 206V207H191ZM230 206V207H229ZM3 207V208H2ZM17 209H16V208ZM34 207V208H33ZM35 207H36V210H37V208L38 207H40L39 209H41V211L38 209L37 210V212H36V210H35ZM42 207V208H41ZM74 207V208H73ZM155 207H156V205H155ZM225 207V208H224ZM21 208V209H22ZM35 210V212H33L34 210ZM44 208V209H43ZM71 208L73 209V210H75L74 212H72V210H71ZM76 208V209H75ZM147 208V209H146ZM169 208V209H168ZM174 208V209H173ZM229 208V209H228ZM234 208V209H233ZM4 209V210H3ZM7 209H8V212H9V210H10V212L9 213H11V215H12V213L14 214V216L12 215V216H10V214L7 212V214H4L6 211H7ZM18 210L17 212H16V210ZM43 209V210H42ZM59 209V210H58ZM62 209V210H61ZM145 209V210H144ZM227 209H228V211H227ZM2 210V211H1ZM51 210H53L54 211V214H52L53 213V211H51ZM58 210V211H57ZM147 210V211H146ZM28 211V210H27ZM32 211V212H31ZM38 211H40V212H43L44 214H41V216H40V214H39V212ZM48 211V212H47ZM55 211H57V212H55ZM82 211V212H81ZM92 211V212H91ZM146 211V212H145ZM3 212V213H2ZM25 213L26 214V216H25V214L22 216V218L20 217V215H18V214H16V213ZM46 212V213H45ZM51 212V213H50ZM62 213V217H61V213ZM80 212V213H79ZM88 212V213H87ZM91 212V213H90ZM29 213V217H27V214ZM32 213H33V215H32ZM38 213V214H37ZM50 213V214H49ZM56 213V214H55ZM71 213V214H70ZM145 213V214H144ZM159 213V214H158ZM165 213V214H164ZM169 213V214H168ZM182 213V214H181ZM219 213V215H217V216H220L221 214ZM4 214V215H3ZM35 214H37V215H35ZM55 217H53L52 215ZM59 215V217H58V215ZM69 214V215H68ZM180 214V215H179ZM222 214V215H223ZM229 214V215H228ZM19 216L21 219H24L23 221H25V220H28V219H31L30 217H32V219L35 217V216H40L41 218H43V216H45L44 217V219H41L39 216L38 217H36V219H33L32 220V223H33V226L35 225H37L35 228H37L38 229V231H37V229H35L34 231H32L31 232V230L34 228H31L30 229V227H32V223L31 224H28V223H30L31 221L30 220H28V221H25V226H23L24 224H22V220H20V218L18 217V219H17V216ZM30 215H32V216H30ZM55 215H57V217L55 216ZM77 215H78V217H77ZM80 215V216H79ZM228 215V216H227ZM50 216V217H49ZM68 218H67V217ZM71 216V217H70ZM8 217V218H7ZM11 217V218H10ZM13 217V218H12ZM24 217V218H23ZM53 217V218H52ZM66 217V218H65ZM77 217V218H76ZM25 218H28V219H25ZM48 218V221H49V218H50V225L48 224V222L46 221V219ZM188 218V219H187ZM8 219H9V224H8ZM16 219V220H15ZM41 220V222L42 223H40V221L39 220ZM59 219H61V221L59 220ZM64 219V220H63ZM65 219H67V220H65ZM167 219V220H166ZM14 220V223L16 224H14L12 221ZM39 221L37 224H36V222L34 223L33 221ZM59 220V221H58ZM63 220V221H62ZM149 220V221H148ZM214 220V219H213ZM224 220V218L221 220V221H223ZM19 221V222H18ZM22 221V222H21ZM30 221V222H29ZM55 221V222H54ZM110 221V220H109ZM165 221V222H164ZM3 222V223H2ZM7 222V224L8 225H6L5 223ZM17 222L19 223V224H17ZM20 222H21V224H22V226L24 227V229L23 228H21V230H20V232L22 231V233H24L23 232V230L25 231V229H26V227L28 228L27 230H26V232H25V234H23L24 235V237L23 238H21V236H23V235H19V239L21 238L22 240H19V239H17L15 236H18V234L20 233V232H18V228H17V231H15L16 230V227H18L17 225H19V228L20 227H22L21 226V224H20ZM59 222V223H58ZM61 222V223H60ZM62 222H63V224H62ZM181 222V223H180ZM24 223V222H23ZM52 223H54L53 225H52ZM56 223V224H55ZM2 224H3V226H5V227H3L2 228ZM5 224V225H4ZM12 224H14V225H12ZM41 224V225H40ZM44 224V225H43ZM45 224H48V225H45ZM59 226H58V225ZM60 224H61V226H60ZM152 224V225H151ZM167 224V225H166ZM171 224V225H170ZM11 227H10V226ZM27 225V226H26ZM29 225V226H28ZM43 225V226H42ZM55 225V226H54ZM8 226H9V228H8ZM15 226V230L14 229H12V227H14ZM39 226V227H38ZM40 226H42V227H40ZM44 226H46L45 228H46V230H43L42 228H44ZM47 226H49L50 228H53V229H50L49 227H47ZM148 226H150V228L148 227ZM166 226V227H165ZM48 228V229H47ZM55 228V229H54ZM161 228V229H160ZM23 229V230H22ZM50 229V230H49ZM6 230V231H5ZM53 232H52V231ZM204 230H206V227H205V229ZM203 230V231H204ZM4 231V232H3ZM28 231V232H27ZM29 231L31 232V234L29 233ZM46 231V232H45ZM49 231V232H48ZM51 231V232H50ZM150 232V236H155V232L157 231V232H160V238H159V242H160V244L159 245H151L150 244V242H149V240H147V239H149L150 238V236L148 235V233ZM203 231H201L200 232V234H202V232ZM15 232H16V235H15ZM41 232L43 233V235L41 234ZM147 232V233H146ZM156 232V233H157ZM4 233V235H3V237L1 238V234H3ZM18 233V234H17ZM35 233V237H37L36 235L38 234V238H37V240L39 239V241L40 240H42L43 238V241L44 242H47L46 240H48V242L47 243H43L42 241H36V243H34V245L35 244H37V245H32L33 243L31 242V240H32V238H34V236L32 235V234H34ZM39 233H40V235H39ZM49 233H50V235H49ZM59 233V234H58ZM26 234H28V236H33V237H29V238H31L30 239V242L32 243H27V241L26 240H28V242H29V238L27 239V236H26V245H25V248H24V246H23V244L22 243H24L25 244V241H23L24 239H25V235ZM30 234V235H29ZM44 234L46 235V236H44ZM145 234H147L148 236V238L145 236ZM200 234H198V235H200ZM5 235H7V236H5ZM52 236L51 238L49 237V236ZM58 235V236H57ZM142 235H144L143 237H142ZM39 236H41L40 238H39ZM4 237H8V238H4ZM47 237H49L50 239H51V241H50V239H47ZM57 237V238H56ZM13 238H16L15 240L13 239ZM145 238V239H144ZM1 239H5L4 240V242H3V240L1 241ZM164 240V241H163ZM15 241H17V242H15ZM19 241V242H18ZM23 241V242H22ZM192 241V242H191ZM21 242V244H19ZM42 242V243H41ZM50 242V243H49ZM9 243H10V245H9ZM15 243H18L20 246H18V248H17V245L15 244ZM38 243H39V245H38ZM147 243V245H143V244H146ZM28 244H31V245H28ZM8 245L9 246H11L10 248L8 247ZM16 245V246H15ZM40 245H42V246H40ZM149 245V246H148ZM191 245V246H190ZM29 246H31V249H29ZM36 246H39L38 248H36ZM167 248H166V247ZM183 246V247H182ZM7 249H6V248ZM13 247V249H18V251H15V250H13L14 252H18L17 253V256H15L16 255V253H14L12 250H10L11 248ZM26 247H27V249H26ZM198 247V248H197ZM4 248L6 249L5 251H3L4 250ZM19 248H21L22 250L23 249H26L25 250V252H22V250L21 249H19ZM177 248V249H176ZM186 248V249H185ZM191 248H192V250L193 251H190L191 250ZM29 249V251H27ZM41 249V250H40ZM185 249V250H184ZM197 249V250H196ZM19 250H21V251H19ZM40 250V251H39ZM184 250V251H183ZM195 250V251H194ZM7 251V252H6ZM9 251H11V252H13L14 253V259H16V257H17V260L15 261L14 259H13V253H10ZM24 251V250H23ZM31 251V252H30ZM166 251V252H165ZM8 252L10 253V254H12V255H10L9 254V256H12V259L8 256V255H6V254H8ZM20 252H22V253H20ZM27 252V253H26ZM163 252V253H162ZM37 253V254H36ZM39 253V254H38ZM40 253H42V255L40 254ZM44 253V254H43ZM151 253H154L153 255L151 254ZM168 253H170V254H168ZM19 254H21V256L19 255ZM23 254V255H22ZM32 254H33V256H32ZM129 254L130 253H128L127 255H123L122 257H120V259H126L127 257H129ZM6 255V256H5ZM39 255H41V256H39ZM150 255H152L151 257H150ZM180 255H182L181 253H180ZM218 255H219V257H223L224 256V252H219L218 253ZM8 256V257H7ZM23 257V256H25V257H23L22 259H20V258H18V257ZM34 257V258H32V257ZM35 256H38V258L39 259H37ZM178 256H179V254H178ZM3 257V258H2ZM5 257H7V258H9V259H6V261H5ZM29 257V258H28ZM159 257V258H158ZM25 258V259H24ZM31 258V259H30ZM36 258V259H35ZM18 259H19V261H18ZM32 259H35L36 261H33ZM0 260V261H1ZM15 261L14 263L12 262V261ZM26 260H28V262L26 261ZM31 260V261H30ZM5 261V262H4ZM9 261H11L10 263H9ZM21 261V262H20ZM2 262H0V264H2ZM23 262V263H22ZM30 262V263H29Z\"/></svg>","mask_w":264,"mask_h":264}]
</instances>
